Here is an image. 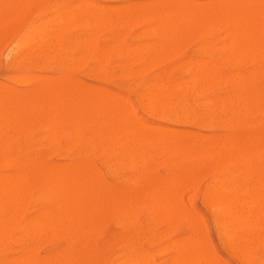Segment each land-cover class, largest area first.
<instances>
[{
  "label": "rangeland",
  "instance_id": "rangeland-1",
  "mask_svg": "<svg viewBox=\"0 0 264 264\" xmlns=\"http://www.w3.org/2000/svg\"><path fill=\"white\" fill-rule=\"evenodd\" d=\"M1 1L2 2H0V10L2 9V11L0 14V101H2V99H3V103H5V104H3V103L2 104L5 106V109H3L4 108L3 105H0V115L3 112V115H1L0 117L1 118L4 116L5 117L2 118L3 120L0 121V125L2 123V125L0 126L1 127L0 132L2 134L1 138H0V146L3 145V148H2L3 150L0 148V159L3 157L4 161L5 160L7 161L9 158L10 159L16 158L19 161H22V164H24L26 167H28V168H26V171L28 173L26 171H25V173H23L24 170L19 165V167L21 168V171H20L17 163H13V164H15V167H14V165L12 163L8 162L9 164L13 165V166L9 165L8 166L9 168H8V167H6L7 163L4 162L5 164L0 163V165H1L0 168L2 167V169H0V178H3L4 175L6 176V178H10L9 177L10 173H11V177H15V176L19 175L24 179L25 183L29 182V184L27 183L29 186H27L28 192L26 190L27 195L22 194L24 196L23 197L24 202H21V204H19L20 201L18 202V199H19V197H21L20 200L23 201L22 196L17 194L16 196H19L17 198V197H15V193H13L14 195L11 196L12 192L8 191V193H7V191L0 190V217H1L0 221L3 223V226H2V223L0 222V225H1L0 229H2V230H0V233L3 231L0 234V261H1L0 264H9V263L13 264L14 262H16L14 264H47V263L48 264H188V263L189 264H200V263L206 264L209 262V260H207V262H206L204 257L206 259L207 258L210 259V257H211V260L213 259L212 261L210 260V264L211 263L212 264H250V263L256 264V261H257V263L260 262L259 264H264V241H263L264 235H262V233L264 232V229H263V227H264V225H263L264 224V216H263L264 212H261V210L264 209V193H263L264 192V179H263V177H264V171H263L264 160L263 159L264 158L262 157L264 155V146H263L264 140H262L263 142L260 141L261 139H263L261 136L264 135V114H263L264 110L260 112V109H261L260 107H262V109H263L264 103L261 104V102H257L258 104H261L262 106H258V104L256 106V102H255L256 99L258 100L257 97H259L260 101H261V97H262V101L264 99V94H263L264 91L262 92V90H260V87L262 89L264 88V70L261 68V71L263 70L261 72L259 69L260 67H262L261 54H260V58H261L260 59L261 61H260L259 57L258 58L254 57L257 52L254 53L255 51H253V50H255L256 45H257V49H258L257 41L259 42V41H261L260 39H262V40L264 39V20H263L264 19V0H225V1L224 0H217V2H216V0H6V2H5V0H1ZM182 1H183V3H182ZM208 1L210 3H213V4H209ZM177 2H178L179 6L177 5ZM220 2H221V4H220ZM224 2H225V4H224ZM229 2H231L230 3L231 6L229 5ZM1 3L4 4V5L2 4L4 9L2 8ZM88 3H90L89 4L90 8L88 6ZM180 3L182 4V6L184 8H185V6L183 4H187L186 6H188L189 4L193 5L194 12L191 10L192 6L189 8V6H190L189 5L188 6L189 9L187 11L181 7ZM192 3H194V4H192ZM232 3H233V5H232ZM207 4H208L209 9H207V11H206ZM213 5H216V6H213ZM45 6H47V7H45ZM49 6H50V8H49ZM99 6H101L103 8V10L105 9V7H107V9L109 7L111 9V10L109 9L110 13H112V14L111 15H110V13L105 14V12L101 9V7L99 8ZM197 6L201 7V10H199L200 8H197ZM164 7L166 9H164ZM174 7H175V9H173ZM222 7L223 8L225 7L226 11L230 8H231V10H228L227 11L228 13L225 14V9L223 10ZM236 7H238V8L240 7V13L236 9ZM47 8H48V10H47ZM169 8H171V9H169ZM232 8H233V11H232ZM249 8L254 10V11H251L252 14H250L251 9H249ZM49 9H51V10L49 11ZM60 9L61 10L64 9V11L63 10L60 11ZM86 9H89V10L85 14ZM112 9L114 10L113 12H112ZM241 9L243 10V13H241L242 12ZM40 10H42V11L44 10V12H42ZM57 10L60 13H57L58 12ZM99 10L103 11V14L100 11V13L98 12L99 15H97L98 13L96 11H99ZM189 10L192 11V14L189 12ZM247 10H248L249 14L246 13ZM17 11H19V12L17 13ZM31 11H32V13H31ZM90 11L92 12V17L89 14ZM107 11H106V13H107ZM196 11H198V13H196L197 16H194ZM230 11H231V14L233 12L232 15L229 14ZM235 11H236V14L239 13V16H240V14L241 15L243 14L244 18L241 16H240L241 18H239L237 16L238 14L237 15L235 14ZM13 12H15V13H13ZM93 12H96L95 13L96 15L93 16ZM182 12H184V13H182ZM208 12H209V14L211 13V15H209ZM4 13L5 14L7 13V14L5 15ZM25 13H26V15H25ZM64 13H65V16L67 15L66 18H68V20L65 19V17L63 18ZM114 13L116 14V18L114 16ZM181 13H182V15H181ZM188 13H190L189 14L190 20L187 16ZM222 13H224L223 14L224 16H227V20L233 16L235 17L234 19H236V17H238V19H237L238 22L235 20V22H237L236 25L239 24V28L238 27L237 28L242 29L243 32H246V40L248 41V45H250V49H251V46L253 47L255 45L254 49H251L252 53L255 55H252V53H250L251 51H249L247 53V50H249V48H248L247 42L245 40V35H244V40H243L244 41L243 42L244 47H243L242 43L240 41V39L242 40L243 36H241V34L239 36V34H238L241 31L238 30V32H236L237 28H236L235 22H234V24L230 23L232 21L231 18H230V21L228 20V22H227V20L224 21V19H226V17H222L223 16ZM245 13L247 14L248 17L252 15L253 21L249 22L252 18L250 19V18L246 17V19H245V15H246ZM35 14L37 16H34ZM38 14H39V16H38ZM81 14H82V16H80ZM213 14H216V17H214L215 15H213ZM46 15H48V16H46ZM54 15H55V17H54ZM86 15H87V17H86ZM109 16H111V18ZM178 16H179L180 22H178ZM183 16H187L188 21H186V19H184ZM207 16L210 18H211V16H213L214 21H211L212 18L208 19ZM218 16H219V18H218ZM260 16L263 19L260 18ZM6 17H8V19ZM27 17L29 18V20L26 19ZM51 17H53L52 18L53 20H51ZM59 17L61 20H59ZM83 17H85V18H83ZM173 17H174V20H173ZM181 17L183 18L182 21H181V19H182ZM201 17H202V19H201ZM56 18H58V20ZM62 18H63V20H62ZM94 18H95V20H94ZM196 18H197V22L194 21V19H196ZM215 18H216V20H215ZM217 18H218V20H217ZM220 18H222V20H220ZM64 19L66 21H64ZM104 19L106 20L105 24H104V21H102ZM115 19H116V21H114ZM200 19H201V22L199 21ZM234 19H233V21H234ZM50 20H51V23H49ZM93 20H94V22H93ZM239 20H243V21H240V23H239ZM40 21L41 22L44 21L43 23H44V26L46 28L38 36L41 41H39V38L36 37V39L32 40V42H31L32 45L30 44L27 47L28 50H26V48L25 49H18V47H17L18 40L20 39V36H22V32L24 31L23 29H25L27 26H30V25L39 24V23H41ZM59 21H61L60 24H59ZM68 21H69V23H68ZM73 21H74V23H73ZM85 21H86V23H85ZM100 21H101V23H100ZM254 21H255V23H254ZM256 21H257V23H256ZM176 22H177V26H176ZM182 22H183V24L185 23L186 25H188L187 28H186V25L181 26ZM245 22L248 24H245ZM46 23H47V25H46ZM62 23H63V25H62ZM65 23H67V26ZM91 23H92V25H91ZM191 23H192V28H191V30H189V26ZM193 23H196V24L194 25ZM241 23H244L245 26L240 27V26H243V24H241ZM250 23H251V25H250ZM261 23H262V25H261ZM85 24H89V25H85ZM166 24H168V25L166 26ZM256 24H257V27L259 26L258 29L256 27ZM18 25H19V29L17 27V30H16L15 27ZM49 26H50V28H49ZM96 26H98L99 29ZM163 26H166V28H163ZM168 26H169V29H168ZM207 26H209V27H207ZM159 27H160V29H159ZM54 28H56L58 32H56V29H54ZM196 28L199 32L194 30ZM243 28H245V30ZM254 28H255V30H257V34L253 31L254 34L252 32H250V35H249V32L247 30H252ZM97 29H98V31L96 32ZM157 29L160 30V33H158L159 31ZM177 29H178V31H177ZM180 29H182L181 34L179 32ZM13 30H15V35L13 34V32H14ZM51 30L53 32H55L54 35H52L53 33ZM171 30H173V31H171ZM233 30H235V32H236V39L239 40V42L241 43V47H242L241 49L242 50L241 49L239 50L240 53H242L241 51H243L246 47V51L244 50L245 53L242 55L237 54L239 56L235 55V53H238L237 52L238 50L236 52H235V50H236V46H238L239 43L237 42L238 45L237 44L235 45L236 39H235V37L234 38L232 37V35L234 34ZM259 30L261 31L260 35H258ZM47 31H49L48 35H47ZM176 31H177V34H176ZM260 31H259V33H260ZM161 32H162V34H161ZM183 32L185 34L184 35L185 37L181 36V35H183ZM243 32H242V35H243ZM168 33H169V36H168ZM178 33L180 34V37L178 36ZM89 34L91 35V37L88 38ZM94 34H95V36H94ZM165 34H166L167 38L171 37L170 35H172V37L166 41V44L168 42L169 45L165 44V40H166ZM255 34H256V37H254ZM247 35L249 36V40L247 38ZM48 36L49 37L51 36L52 41L55 40L54 43L52 41H50V38L48 40ZM84 36H85V38H84ZM234 36H235V34H234ZM252 36L254 37V39H257L256 42L253 40ZM257 36L258 37L260 36V39L257 38ZM261 36H263V38ZM116 37H117V39L119 38L117 40V42H119V44L118 43L116 44V42H115ZM177 37H179L180 40H178ZM17 38H18V40H17ZM83 38L84 39L88 38L87 40H89L90 43L88 42V44H87V40H86V42H84L85 40L82 41ZM234 39H235V43H234L235 47H234V45L232 47L231 44L233 43L232 40H234ZM251 39H252V44L254 43V45L251 44ZM59 40H60V42H59ZM79 40L81 41V43ZM93 40H94V42H93ZM113 40H114V45H112ZM48 41H50V42H48ZM163 41H164V43H163ZM171 41H173V43ZM37 42H38V44H37ZM44 42H45V44L48 42V44L43 45V48H42V46H40V45L44 44ZM51 42L53 43V46H51V45L49 46V44ZM73 42H75V43H73ZM229 42H230V45H229ZM245 42H246V46H245ZM262 42H264V41H262ZM262 42H261V46L260 45L259 46L264 51V48H263L264 44ZM83 44H85V45H83ZM156 44H157V46L158 45L159 46L156 47ZM160 44H161V46H160ZM162 44L165 47H163ZM110 45H112V47L114 46L113 49L110 48ZM46 46L49 48L46 49ZM55 46H56V48H55ZM88 46L91 47L90 51H89ZM104 46H105V48H104ZM39 47H40V49H39ZM84 47L87 50V52L84 49ZM159 47L160 48L162 47V48L160 49ZM50 48H51V50H50ZM53 48H54V50H52ZM64 48L66 51H63ZM153 48L155 49V51ZM157 48H159L160 52L158 51ZM228 48H229V51H227ZM231 48H232V50L230 53ZM233 48L235 50H233ZM237 48L239 49L240 47H237ZM261 48H259V49L261 50ZM100 49L101 50L103 49L104 54L107 55L105 59L103 56V50L101 51ZM84 50H85V53L87 54L85 58H84L85 53H83ZM163 50H164V52H163ZM22 51L24 54L22 53ZM25 51L27 52L26 54H25ZM50 51H53V52H50ZM69 51H71V56H70ZM96 51H98V53L101 52V54H98ZM156 51L158 54L156 53ZM33 52H34V56L32 54ZM105 52H108V53H105ZM52 53H53V56L51 55ZM88 53H89V56H88ZM21 54H23V56ZM38 54H39V56H38ZM96 54L99 56L97 57ZM231 54H233V56ZM19 55H21V56H19ZM46 56H47L48 61H46L47 60ZM100 56L101 57L103 56L102 58H100V62L102 64L99 62ZM16 57L19 59H22V60L18 61V60H16ZM70 58L73 62L70 61ZM96 58H97V60H96ZM103 60H104L105 64L103 63ZM62 61H64L63 64H62ZM38 62H39V64H38ZM77 62H78V65H77ZM41 63H43V64H41ZM67 63L69 65L66 66ZM3 64H4V66H3ZM72 68L74 70H72ZM263 68H264V66H263ZM56 69H57V71H56ZM256 70H258V74H257ZM49 73H50V75H47ZM205 73L207 74V76L205 77L206 79H205V81H201V79L204 80ZM253 73H255V74H253ZM125 74H126V76H125ZM200 74H201V76H200ZM211 74H213V75H211ZM230 74L233 75V77H232L233 81L236 78L238 80V81L236 80L237 82H234L233 85L231 82L232 80L231 79L229 80V78L231 76ZM43 75H44V77H43ZM66 75H68V76H66ZM208 75H210V76H208ZM234 75L236 76V78L234 77ZM239 75H240V77H241V75H243L241 77V81H243L244 83L246 81L247 82L249 81L247 76L249 77V75H250V81L247 83V87H246V84H244L242 82L240 83V78L238 79ZM13 76H15L14 80L12 78ZM26 76H28L27 79H26ZM104 76H106L107 79L109 78L108 81H107V79H103ZM218 76H219V78H218ZM228 76H229V78H228ZM245 76H246V78H245ZM33 77H36V78L33 80ZM207 77H209V78H207ZM243 77H244V79H243ZM67 78L69 80H67ZM217 78H218V80H217ZM30 79H31V83L28 82L26 84L27 80L29 81ZM156 79H157V81L159 79V81L157 82ZM245 79H246V81H245ZM22 80H23V82H22ZM17 82H18V84H17ZM44 82H45V84H44ZM148 82H150V83H148ZM155 82H157V83H155ZM216 82H218V83H216ZM42 83H43V85H42ZM152 83H155L154 88H158L160 85L163 84V86H162L163 90L161 91L160 88L157 90L152 89V86H153ZM40 84H41L42 88L40 87ZM236 84L240 85V87H239V85H238V87H239V89L241 88L242 91L241 90L239 91ZM242 84H243V87H242ZM144 85H145L146 90H145V88L142 89V86H144ZM149 85H151V86H149ZM248 85H249V88H248ZM146 86L149 87V91L147 90ZM253 86L257 87V90H256V88H254V90H253L252 89ZM33 87H34V89H33ZM36 87H37V89H36ZM49 87H50V89H49ZM168 87H169L170 91L168 90ZM174 87H177L178 91H180V92L183 91V95L179 94L176 88L174 91L173 90ZM178 87H181L180 88L181 90H179ZM250 87H251V89H250ZM1 88L3 90H1ZM65 88H66V90L68 88L71 90L70 91L67 90V92L65 94V92H64ZM76 88H77V90L79 89V92L81 93V95L78 93L80 95V98L77 94V98L80 100L79 101L80 103H81L82 96L83 95L86 96L85 93H87V95H88V93L90 94L92 92L93 98H92V96H90V97L86 96V97L91 98V102H93V99H94V102H93L94 104L99 103V101H97V100L100 98H103V100L100 99V101H102L103 105L105 107H107V108H105L103 106L107 110V111H105L106 117L104 115L105 112H103L104 114L101 113L102 111H104L103 107H102L103 110L101 112H99L98 114L102 115L104 117L101 118V116H98V114H97L98 117H96V113H97L96 111L98 109H99L98 111H100L101 108L98 107V109L95 110V108H96V104H95L94 109H93V107H91L92 108L91 110L93 112V118H94V121L96 120L95 121L96 123L94 121H91V120L89 121V119L92 118V117H90V115H92V113L90 111H88L89 109L86 110L89 114V116L87 117V120H86L85 117L87 115H85V114H87V112H85V109L93 103H91L89 106L85 105V104H87L86 100H85L87 98L84 99V97H83L84 100L83 99L82 100L85 102L81 103L82 104L81 107L82 106H87V107L81 108L80 103H79V105L74 104V102L76 103L78 101V99H76V97H75L76 100H74V97H72V96H74V93L77 91ZM165 88L167 89L168 92H166ZM231 88H233L234 92H236L235 94L237 95L238 100H237V97L235 96V94L234 95L231 94V92L233 93V90L231 91ZM235 88L240 92V94L242 93V95H240L238 93V91H235L236 90ZM51 89L53 90V92L55 91L54 94L52 92H50ZM61 89H62L63 94L61 92ZM72 89H74V93H73ZM151 89H152V92H154L155 94L159 93V95H160V93H162L161 94L162 97L160 98L159 95H158V97L160 99L163 98L162 101L164 100L163 104H165V105L161 104L162 102L160 103L161 100L158 98L159 100H157V101H159V102L155 101L156 103L154 102V104L152 102L153 106L151 107V105H150L151 103H149L150 101H147L148 98H146V96L148 97V95L146 93H148V94L151 93ZM255 90L257 91V95L254 96V95H252V93L256 94ZM258 90H259V92H258ZM31 91L32 92L34 91V92L31 93ZM38 91H39V95H38ZM107 91H109V92L107 93ZM243 91H244V94L246 92L247 96H248L247 93H249L251 95H249V97L244 95L245 99L244 98L242 99L240 96H243ZM251 91H252V93H251ZM260 91H261V96H260ZM14 92L16 95L13 94ZM21 92H22V94H21ZM56 92H57V95H56L57 99H54ZM68 92H71L72 94L70 96H68L67 95ZM100 92H103V94L105 93L104 96H106V97H104L103 94ZM141 92H143V93H141ZM7 93L9 95L8 98H7ZM23 93L24 94L27 93L26 98H24L25 96L23 95ZM47 93H49V94L47 95ZM95 93H97V95L99 94L97 99L95 98ZM109 93H110V96H109ZM177 93H178V95H177ZM3 94L6 95V97L3 96ZM12 94H13V96H12ZM19 94H20V96H19ZM50 94H53V96ZM64 94H65V96H64ZM141 94H142V96H141ZM44 95H45V97H44ZM97 95H96V97H97ZM107 95H108L110 102L112 104L109 102ZM115 95H116V97H115ZM175 95H176V98H175ZM10 96L12 97V101H11V99L9 100V98H11ZM49 96H50V99L48 98ZM63 96H64V98L61 99V97H63ZM66 96H68V97H66ZM99 96H100V98H99ZM168 96H169V98H168ZM2 97H4L5 99H8L7 103H6V101H4V98H2ZM35 97H37V99H35ZM65 97H66V99H65ZM14 98L15 99L17 98V99L15 100ZM29 98H30V100H29ZM31 98H32V100L34 98V100H33V102H35L34 107L39 105V106H37L39 109H37V107L36 108L33 107V105H32L33 102L31 103ZM38 98H40L39 99L40 102H38ZM70 98H72L71 99L72 101L69 100ZM104 98L105 99L107 98V100L109 102L108 103L106 100V103L108 104V105L106 104L107 106L104 104V100H105ZM141 98H143V99L141 100ZM174 98H175V101H173ZM233 98H235V99H233ZM13 99L15 101H13ZM22 99L25 100V102L29 101L30 103L26 102L27 103V105H26L25 102L23 103ZM52 99H54V101H52L53 103L51 102L52 106L55 104L53 107L50 106L51 105L50 101ZM95 99H96V101H95ZM176 99H178V103L180 102L181 106L178 103H177L178 105L175 103L172 104V102H177ZM19 100H20L21 104L19 102H17ZM59 100H61V101H59ZM245 100L249 102L248 104H251L250 103L251 101L253 103H255V104H253L254 107L251 104V106H249L247 108L246 105L248 106V104L243 103ZM63 101H64V103H63ZM69 101L71 102V104H69L70 106L68 105L69 107H72V104H74L75 106H78L80 109H83V111H81V113L80 112L77 113L76 110H79V109H75L77 107H74V106H73V108L68 110L67 104L69 103ZM88 101H89V99H88ZM58 102H60L59 105H58ZM146 102H147V104H146ZM9 103H10V105H9ZM7 104H8V106H7ZM13 104H15V105H13ZM77 104H78V102H77ZM100 104H101V102H100ZM117 104H118V106H117ZM119 104H121V105H119ZM142 104H144V105H142ZM148 104H149V109H148V107H146ZM156 104H158L157 112L155 109ZM17 105H18V107H21L22 109L18 108ZM24 105H25V107H28V109L31 108L30 109L31 111L28 110L27 108H25L26 109V111H25ZM44 105H45V108L43 107ZM184 105H187V106H184ZM6 106L8 109H6ZM12 106L13 107L15 106L14 109ZM40 106H42V108H44L45 110L47 109V111H44V109L42 110V108H40ZM57 106H58L59 110L56 109ZM174 106L175 107L177 106L178 108H180L183 113L181 112L180 109H178L179 110L178 111ZM11 107H12V109L9 110ZM16 108H17V110H15ZM156 108H157V105H156ZM251 108H253V109L255 108V110H257V111H255V110L252 111ZM257 108H259V110ZM51 109H54V110H51ZM116 109H117L116 113L121 112L120 113V115H122L121 118L119 115L116 116V114L114 116L111 115V117L113 116L115 120L117 118H119L121 125L118 126V124H115L119 121L116 120V122H115L114 119L110 117L114 121V122H112V120H111L112 123L110 124V126H112L114 123V125L112 126L114 128L113 129L108 124V123H110V121H108V118H107L108 115L107 114H108V112H112V111H113V113H115L114 110H116ZM151 109L153 111H151ZM168 109H170L171 112ZM37 110L40 112H38ZM71 110H72V112H70ZM184 110H186L187 113ZM189 110H190V112H189ZM52 111L55 114H52ZM55 111L59 112V113H57V115H56ZM67 111H69V113H73V111H75V113H77L78 115L77 114L75 115V113L70 115ZM177 111H178V113H177ZM29 112H31V113H29ZM46 112H48V114H46ZM159 112L161 113V115ZM67 113H68V115H66ZM168 113H171V115ZM184 113H186V114H184ZM241 113H243V114H241ZM31 114H32V116H31ZM40 114H41V118H39ZM83 114L85 116H83ZM133 114H134V116H132ZM52 115H53V117H51ZM54 115H56L57 117L54 118L55 117ZM58 115L62 116V120H60V122H58L59 121L58 119L61 116L59 117ZM8 116L10 117V119L12 118L13 122L15 121L16 124L12 123V120L8 119L9 118ZM14 116H15V120H14ZM18 116H19V119H17ZM70 116H72V118ZM81 116H83V118H85L86 122L88 121L89 124L88 123L84 124V126L85 125H86L85 127L88 126L87 129L91 130L90 131L91 133L89 132L88 137L89 138L92 137L93 140H92V138L90 140L89 138L86 137L88 135V132H87V130H83V129H85L84 126H83V129L81 128V130L84 132L81 134H83V136L86 135L83 137L84 140L80 134L78 136L77 133L73 132L74 131L73 126H75L77 119L80 118ZM159 116H160V118H158ZM6 117H8V118H6ZM21 117H22V119H21ZM32 117H36V118H34V120H33ZM50 117L52 119L54 118L53 121H52V119L50 120ZM24 118H26L28 120H26ZM30 118L32 119V121ZM47 118H48V120H47ZM63 118H64V120H63ZM67 118L72 119V120L69 119L71 121V123H68L69 120ZM93 118H92V120H93ZM98 118H100L101 120H99ZM20 119H21V121H20ZM106 119L108 122L106 127L107 128L109 127L108 129L105 127L106 122H103ZM121 119L123 122H121ZM6 120L9 121L8 125H7L8 121H6ZM16 120H18V121H16ZM24 120H26V121H24ZM49 120H50V122H49ZM55 120L57 122H55ZM133 120L135 121V126L137 125V127L140 123L141 124L144 123L142 126L144 129H145L144 125H149L151 127H150V129H148L147 127H149V126H146L147 129L144 130L143 128L141 129L140 128L141 126L139 125V127H138L139 129H138L134 125L133 126L131 125L134 123ZM19 121L21 122V124ZM28 121H31L30 126H29ZM44 121H46V124H47V121L50 124L55 123V125H58L57 127H59V128L57 129V131H54L53 132L54 134H53L52 129L56 126L54 125V127L52 126L53 128H51V125L50 124H49L50 126L46 125ZM82 121H84V119ZM138 121H140V122H138ZM168 121H170V122H168ZM40 122H41V124H40ZM43 122L45 124L44 126L42 125ZM66 122H67V124H66ZM92 122L94 123L93 124L94 126H92V125L91 126H92V128L94 127L93 128L94 130H95V127L97 126L96 127L97 131L95 130L96 133L100 130L99 132L102 131L104 134L107 132V130H109L111 128L108 131L109 132L108 134L116 132L117 129H119V131L121 130L122 132H124L126 130L127 133L130 134V132H128V129H130L131 126H132L131 130L133 129L132 132L135 131L134 133H136L137 132L136 130H139V132H141V131L142 132L141 133L137 132L138 133V134L136 133L137 136L130 134L133 138L132 142L129 139L131 137L130 135H128V134L124 135L126 133V131L123 134V136H121L122 132H120L121 135L119 134V132L113 133V135L110 134L109 136L107 133H106V136H105V134L102 136V132L101 133L98 132L99 134L97 133L96 135H94L95 131L92 130L91 126L89 128V125ZM25 123H27V124H25ZM61 123L66 124V126L61 124ZM256 123L258 125H256V127H255ZM22 124L24 126H27L30 129H27V127H24V126H20ZM5 125L8 127L4 128ZM61 125H62V128L64 126L65 129L64 128L62 129ZM103 125H104V127H103ZM127 125H129L130 127ZM153 126L154 127L160 126V128H158V129L156 128V130H153L154 129ZM248 126H250V128H248ZM9 127H13V128H10V131H12V133H10ZM122 127L123 128L125 127V129H120ZM133 127H135V128H133ZM164 127L167 128L166 131H168V129L175 130L177 132V134L179 135L180 139L184 140V138H185L186 142H185V146H183V148L186 147V143L188 142V139L186 140V138H189L190 136L192 137V135H193L194 137L196 136L198 139L204 138V141H206L205 139H207V143L209 144V148L211 146V142L215 141V143H218V147H219L218 149L219 150H221L220 147H224L228 151L229 150H231V151L233 150V151L232 152L230 151V153L228 152V154H226V155L224 154L223 156H222V153H223L222 152L221 156L219 157L218 152H217L218 149L213 150L216 148L215 147L216 144L214 146L213 143L211 146L212 149H210V150H213L212 153L210 151L208 153V148H207V151H205V150H201V151L199 150L198 151V149H199L198 146L201 142L197 143L199 140L196 139V137H195L192 139H196V140H192V139H191L192 141L189 140V141H191L190 143H194L195 145L197 143L195 148L196 149L198 148V149L196 150V152L194 154L191 153V152L195 151L193 149L194 148L193 144H191V145L188 144V148L183 149L182 146L180 147V143L178 145H176V147H175V145H172V147L174 146L173 148H171V145H170L169 148L171 149V152L168 153L167 151H165L166 149H168V151H169V148H166L167 147L166 143L170 141L169 139L171 136L169 137L168 135L172 134V132H173L171 139L174 140L173 135H175L176 132L172 131V132H170V134L168 132V135H167L164 132V130L166 129V128L164 129ZM253 127L255 129H253ZM3 128L5 129V135L3 134L4 133V130H2ZM18 128H20L22 131L26 130V132L24 131L25 132L24 133L21 131V133H20V129H18ZM101 128H103V129L105 128L104 131ZM112 129L114 131H112ZM16 130H17V132H16ZM53 130H56V128ZM158 130H159V133H157ZM252 130L255 132L256 137H257V139L254 140L255 141L254 143L252 140L253 137L249 136L250 133L252 134V136L254 135ZM110 131H112V132H110ZM154 131L157 134H155ZM55 132L59 135L55 134ZM61 132H63V133L61 134ZM238 132H239V134H238ZM15 133H18V134H15ZM48 133L51 134L53 137L49 136ZM163 133L167 135V136L165 135V138L169 137V139H168L169 141L167 140V142H165V138H164L163 141L161 140V143L159 142V144H158V142H157L158 146L161 145L162 143L164 145H166V147L164 145H162L163 147L161 146L162 147L161 150H159L160 148H158L159 151L157 153V151H155L157 149L154 148V146H151L150 142H151V144H153L152 143L153 140L157 141L156 137L160 136ZM74 134H76V135H74ZM91 134L95 137V139ZM139 134H140V136L141 135L147 136L149 134V136H148L149 138H151V136L153 135L154 139H152V141L148 140V142H146V144H147L146 145L143 138L147 139L148 137L142 138V136L141 137L138 136ZM234 134L236 135V137L238 135V137L240 139H238V137L236 139V137H234L235 136ZM243 134H244V136H243ZM13 135H15L14 136L15 139H14V137H12ZM98 135H100L101 138L103 137L102 138L103 141L100 139V137H99L100 140L98 139L100 142L99 144H101V145L96 143ZM116 135H117V137H121V138L114 137ZM178 135H175L174 137H177ZM232 135H234V136H232ZM56 136L58 137L57 139H56ZM104 136L106 138L107 137H109V138L106 139ZM2 137L4 139H2ZM6 137L9 140H7ZM70 137H71V139H70ZM111 137H113V138H111ZM138 137L142 138V141L140 139H138ZM244 137H246V138H244ZM247 137L248 138L251 137L250 138L251 141L249 139L248 140L250 141V145L252 146V147H250L248 145L249 141H247L248 146L246 144L245 145L247 146L248 149L246 148L245 145L241 146V145H243V141L245 142ZM260 137H261V139H260ZM79 138H82V140ZM85 138H87V139L85 140ZM114 138H117V140H114ZM122 138H123V140H122ZM54 139H56V140H54ZM109 139H110V142L111 143L113 142L114 144H111L109 142ZM217 139L220 143L217 142ZM1 140H2V142H1ZM53 140L55 142H52ZM71 140H73V141H71ZM118 140L120 142H118ZM67 141L68 142L71 141L70 142L71 144L70 143L68 144ZM82 141H83V143H82ZM84 141L87 143H85ZM104 141H106L105 144L103 143ZM124 141H126L127 143L131 142L132 146H131V143L127 144ZM158 141H160V140H158ZM176 141L174 140L173 142H175L177 144L179 142V140H178V142H176ZM201 141H202V145H203L204 144L203 139ZM90 142H92V143H90ZM139 142L140 143L142 142V144L144 142V144L140 145ZM241 142H242V144H241ZM259 142H260V146L258 144ZM115 143H118V144L115 146ZM154 143H156V142H154ZM207 143L205 142V145ZM252 143H253V145H252ZM10 144L12 146L13 145L14 146L12 147ZM94 144L96 146H94ZM97 144L99 146H101V149ZM109 144H110V146L114 145L113 146L114 151L112 150V147H111V150L113 152V153H110V155L112 154L111 156L109 155V152H111ZM136 144L138 145V147ZM181 144H184L182 142V140H181ZM219 144H220V146H219ZM71 145H72V147H71ZM74 145H75V147H74ZM79 145L82 146V149H79V148H81V146H79ZM89 145L92 146L93 149L92 148L90 149V147H87ZM102 145L104 147H102ZM105 145H108V147H109L108 150H107L108 147H106ZM128 145H130L133 148V151H135L134 153H133L131 147L127 148ZM154 145L157 146L156 144H154ZM189 145L191 147H189ZM202 145L200 146V148L202 147ZM65 146L66 147L68 146L69 148L67 147L68 149H66ZM77 146H78V148H76ZM85 146H86V148H84ZM140 146H142V147H140ZM261 146H262V148H261ZM206 147L204 149H206ZM249 147H250V149H249ZM94 148H95V150L97 149L96 150L97 154L95 152L96 156L93 155L94 152L92 153V155L90 153V151H94ZM98 148L100 149V151H102L101 152L102 155H100L97 158V156L100 154ZM179 148H181L180 150L183 154L180 153ZM189 148H190V152H188ZM191 148L193 149V151L191 150ZM224 148H222V149L224 150ZM83 149H86V152H85V150L83 151ZM115 149H116V151H115ZM118 149L120 152L118 151ZM120 149H122V151L124 150L123 151L124 155H122L123 153H121ZM129 149H131V150H129ZM142 149L144 150L143 152L145 154L150 152L149 154H147L148 156H146L141 151ZM152 149H153V151H152ZM162 149H164V150H162ZM202 149H203V147H202ZM15 150H17V151H15ZM105 150H107V151H105ZM223 150H221V151H223ZM79 151H80V155H82V152H84L83 155L87 154V158H85L86 155L84 158H83V155H82V157H80L78 155ZM104 151L107 153H105ZM117 151L119 152V154L117 153ZM145 151H147V152H145ZM203 151H204V153H203ZM125 152H128L127 153L128 155ZM233 152H234V154H233ZM7 153H8V155H7ZM88 153H90V155H88ZM135 153L138 154V156ZM216 153H217L218 157H217ZM225 153H226V151H225ZM76 154L78 157L76 156ZM150 154L151 155L154 154L153 155L154 157L151 156ZM188 154L191 156H189ZM212 154L214 156L216 155L215 157L220 158L219 160L217 159V162L219 161L220 164L216 165L217 164V163H215L216 158H214V156H212ZM107 155H109L110 159L108 157H106ZM139 155H140V157H142V156L143 157L140 158ZM238 155L241 158V159L238 158L239 161H237V157H236ZM116 156H117V158L115 159ZM124 156L126 159L125 158L123 159ZM126 156L127 157L129 156L131 158H127ZM183 156L185 158H183ZM194 156L195 157L198 156V160ZM113 157H114V159L111 160V158H113ZM137 157H138V159L136 160ZM151 157H153V159H151ZM162 157H164V158H162ZM192 157H194V158H192ZM221 157H223V159ZM227 157H229V158H227ZM143 158H144V160H143ZM108 159H109L110 163L106 162V161H108ZM127 159L129 160V162ZM147 159H149V160H147ZM199 159L201 160V162ZM75 160H76V162H75ZM78 160L81 163H79ZM86 160H88V162ZM2 161L3 160H1V162ZM77 161H78V164H77ZM131 161H132V163H131ZM135 161H137V162H135ZM251 161H253V162H251ZM36 162H37V164H36ZM84 162L85 163L87 162L86 166H85ZM104 162H105V165H104ZM133 162H134V164H133ZM73 163H75V164L73 165ZM138 163H141V165H139ZM233 163L237 164V165H234ZM41 164H43V166ZM64 164H66V165H64ZM81 164H82V166H81ZM89 164L93 168H91L89 166ZM4 165H5V167H3ZM34 165H35V168H34ZM53 165L55 167H53ZM60 165H61V167H58ZM67 165H69L68 167H70V168H72L75 165L76 166L79 165V168H82L81 170H85V174L83 175V181H86L85 184L88 188V190H87L88 192H86V194H85V197H86L85 204L82 205V207L81 206L76 207L77 211L79 208L81 214H83V215L81 216V214L76 212V210L73 208L70 211L75 210L74 212L78 213L79 215L75 213L76 214L75 217H73L71 220L65 218L68 221H62V215H59L60 212L62 211L61 210L62 207H60L61 202H59L60 198L59 197L57 198V196H55V197L53 196L50 198L51 202L47 204L42 200L40 201L39 197L43 191L42 187L46 183L45 181H48V179L51 177L50 171L51 170H57L58 168H62V167H67ZM32 166L34 169H32ZM113 166H115L114 168L116 171L113 170V168H111ZM216 166H217V168H216ZM50 167L52 169H50ZM86 167H89V169H91V170L89 171L88 168H86ZM116 167L118 169H116ZM248 167H250V168H248ZM261 167H262V169H261ZM44 168L47 169L46 173H45L46 170ZM55 168H57V169H55ZM84 168H86L87 172H90V173H87L86 169H84ZM140 168H141V170H140ZM228 168H229V170H228ZM38 169H39V171H38ZM92 169L96 172H93ZM18 170L21 172V174ZM111 170H113V172ZM222 170H223V172H222ZM224 170L225 171L227 170V171L225 172ZM230 170L233 172L235 171V172L233 173ZM110 171H111V174H110ZM244 171H245V173H244ZM108 172L110 175L108 174ZM238 172H240V174ZM7 173H9V175ZM38 173L39 174L42 173L41 174L42 176L39 175ZM86 173L88 176H85ZM141 173L142 174L144 173V174L142 175ZM178 173H179V177H181L180 180H179V178L176 177V175L178 176ZM231 173L235 174V175H233L234 177L231 175ZM250 173H252L254 175H252ZM261 173L263 174V176ZM90 174H92V176ZM93 174H94V176H93ZM29 175L31 176V178ZM116 175H118L119 177ZM224 175H225V177L223 178ZM229 175L231 176V179H229L230 178ZM245 175L248 179H246V181L244 180V182H242L243 180H241L242 178H240V176L241 177L244 176L243 179H245ZM251 175H252V177H251ZM259 175L262 177L263 181H261L262 179H260ZM5 176L3 179H6ZM89 176H90V178H88ZM218 176H219V178L221 177V179H219ZM28 177H29V179H28ZM84 177H86V178L84 179ZM172 177H173V180H172ZM134 178H136V179H134ZM175 178H177L178 181L175 180ZM250 178H253V179L259 178V179L254 180V182H255L254 183L253 180H251ZM37 179H38V181H36ZM215 179H218L219 182ZM225 179H227V180L233 179V180L229 182V181H226ZM94 180L96 182H94ZM129 180H130V183H128ZM131 180H132V182H134L133 184L131 183ZM247 180H251V181H247ZM157 181H158V185H157ZM174 181H175V183H174ZM237 181H238V183H237ZM257 181L261 182V183L259 184ZM43 182H45V183H43ZM124 182H127V184L126 183L124 184ZM143 182H145V184ZM177 182H179V183L177 184ZM231 182H234L233 186L236 187V188L233 187L234 189H232V191L230 189H228V186H230V188L232 187L231 186L232 184H230ZM250 182L254 183V185L259 184V185L255 186L256 190L254 189V185H252V183L250 184ZM208 183H209V185H208ZM240 183H241V186L243 188L241 186H238V185H240ZM95 184H96V186H95ZM163 184H164V186H163ZM245 184H247L248 189L246 188ZM145 185H147L148 187ZM155 185H157V186L162 185V186H161V188H158L157 186L152 187ZM169 185H170V187H174L175 190L178 189L175 191L174 189L171 188V191H172V193H174V192L179 193V198L181 200V203L184 206V209H183V206L181 207L182 210H181V208L180 209L176 208V207H180V206H176V207H174V209H173L174 212H173V210H171L173 208V206H171V205L173 203H176V202L178 203L180 200L178 199V201L176 200L175 202H173L172 200H174V199H172V200L167 199L168 201L170 200L172 203L171 205H169L170 203L168 201H166V202L164 201L166 199L161 198L162 197L161 194H163V197H164V194L165 195L167 194L166 196H169L168 191L166 193V190L163 189V188H165V186L167 189L168 188L167 186H169ZM176 185H178V186H176ZM212 185L213 186H221L225 191V192L223 191V194H224L223 196L229 195V197L231 198V195H232L231 193H234L233 196L235 195V197L236 196L237 197L235 199V197L232 196V199L235 202V203H233V205H234L233 209L235 211L237 210L236 212L245 213V214L249 215L250 218L252 219V220H250V222L248 224V228L241 230L238 233V234H240L239 235L240 239H237L236 243L239 246V251L232 249L230 243H228L227 241H224L221 238L220 230H219L217 223H216V220L214 218L212 208L209 207V205L206 201V195L209 194L210 191L212 190L211 189ZM104 186H105V188H104ZM140 186H144V187H140ZM89 187H90V189H89ZM145 187H147V189ZM150 187H152V190L155 193L151 190ZM226 187H227V189H225ZM256 187L259 189H257ZM100 188H101V190H100ZM237 188H241V189H237ZM250 188H252L253 190ZM38 189H39V191H38ZM91 189H93L95 192H93V190H91ZM135 189H138V190H135ZM155 189H156V191H155ZM157 189H161V190L163 189V191H165L164 193H162L163 191H161V193H160L161 197L159 196V194H158L159 191H157ZM168 189L170 191V188H168ZM249 189H250V192L252 191V194L248 191ZM97 190L99 192H97ZM144 190H147L148 193H147V191H144ZM229 190L231 191V193ZM262 190H263V192H262ZM36 191H37V193H36ZM137 191H139L138 192L139 195H138ZM228 191L231 195L228 193ZM235 191H238V192H235ZM239 191L240 192L244 191V192L239 194L240 193ZM245 191L247 192V194ZM253 191H254V193L255 192H258V193H255L256 195H253ZM144 192L146 193V195L144 194ZM248 192L250 194H248ZM259 192H261L263 195ZM9 193H11V194L9 195ZM38 193H39V196H38ZM91 193L94 196H92ZM99 193L100 194L102 193L103 195L102 194L100 195ZM130 193H132V194H130ZM149 193H150V197L152 198V199H149L150 200V204H149L150 207H151V203H152L153 207L157 208L159 203L156 204L157 206L156 205L154 206V204L156 202H159L158 199L160 198V202L163 199V201H162L163 203L161 202L162 204H164V202H165V204L167 203L168 209H166V210L169 212H167L166 210L164 211L165 214L162 211L158 212L160 207H158V210L155 209V211H154V209L152 210L153 207L151 209H148V211H147V208H145V207H149V206L147 205V201H145V200H148V198H150ZM147 194H148V196H147ZM155 194H156V196H155ZM259 194H261L262 196ZM33 195H34V201L35 202L32 200ZM107 195H109V196H107ZM122 195H124V196H122ZM136 195L138 196V198ZM176 195H177V193H174V196H176ZM238 195H239V197H238ZM250 195H251L252 201H251ZM5 196H8V197H6L7 200L10 198L9 201L12 200L13 197L14 198L12 201L9 202L6 200ZM96 196H98L97 197L98 200H99V196H101L99 202H98ZM133 196H135V197H133ZM166 196L164 198H166ZM221 196H222V193H219L216 195V197H218V198H220ZM247 196H248V198H247ZM252 196L261 197L262 200L260 198H258V199L262 203L259 204L260 201L257 199V197L254 199V197H252ZM119 197H120V199H119ZM144 197H146L147 199ZM2 198H3V200H2ZM35 198H36V200H35ZM89 198H90V200H89ZM127 198H129V199H127ZM130 198L133 201L130 200ZM153 198L156 199V202H154V203H153V201H155V199H153ZM170 198H172L171 195H170ZM240 198L244 199V200L241 201ZM245 198L248 199V201ZM140 199H141V201H140ZM5 200L8 203L4 202ZM16 200H17V203H16ZM104 200L105 201L107 200L106 203ZM245 200L247 201V204H248L247 206H244V202L246 203ZM255 200H257L258 202ZM13 201H14V203H13ZM95 201H96V205H95ZM33 202L35 203V205ZM87 202H88V204H86ZM124 202H125V204H124ZM145 202H146L145 205H147V206L144 207L143 204ZM9 203L11 205H9ZM117 203H119V204H117ZM139 203H141L142 205H139ZM252 203L256 204L258 207L256 205H253ZM1 204H2V206H1ZM14 204H15V206H14ZM16 204L18 205L17 206L18 209L15 208ZM36 204L38 207L36 206ZM39 204H40V206L42 205L41 208H40ZM97 204H98V206H97ZM101 204H104L105 206L104 205L102 206ZM176 204H173V205H176ZM189 204H190L192 210H190L191 212L188 213L185 210H188L190 208ZM89 205H90V207H89ZM91 205H92V207H91ZM99 205H101V206H99ZM108 205H109V207L106 208V206H108ZM169 206H171V209H170L171 212L169 210V208H170ZM253 206H256V208L255 207L253 208ZM259 206L262 208L260 209ZM11 207H12V209H11ZM50 207H52V208H50ZM103 207H104V209H103ZM119 207H120V209H119ZM251 207L255 211H251V210H253ZM8 208H10L11 210H9ZM52 209H54L56 213H59V214H57L58 219L56 218L57 217L55 215L56 213ZM84 209H86V211ZM125 209H127V210H125ZM177 209H178V211H175ZM13 210H15L14 211L15 213L13 212ZM42 210H44V211H42ZM47 210H49V211H47ZM63 210H64V208H63ZM97 210L100 211V214ZM258 210H260V211H258ZM17 211H19V212H17ZM41 211H42V213H41ZM45 211H47V213ZM64 211H69V209L64 210ZM95 211H97V212H95ZM156 211L158 212V214L161 213V214L165 215L166 219L161 218V217H163V215H161V214H160L161 220L159 218L157 219V217H159L160 215L158 216V214H156L157 213ZM183 211L187 212V213H184ZM193 211H195V212H193ZM12 212H13V214H12ZM102 212H103V214H102ZM106 212L110 213V215H108ZM124 212H126V213H124ZM192 212L196 213V214L192 215L191 214ZM251 212H254V213L251 214ZM260 212L262 213V215ZM256 213H257V216H256ZM8 214L9 215L12 214L13 216L10 215V217H9V216H7ZM47 214H50L52 216L51 218H53L52 220H54V222H56L55 221V219H56L57 222L54 223L51 219H48V221H47L45 219ZM53 214H54V216H53ZM61 214H63V213H61ZM88 214L90 216H88ZM153 214H155L157 217L155 218ZM178 214H180V215H178ZM100 215L101 216L103 215L102 217H104V219L102 217H100ZM176 215L178 216V218H176L177 217ZM195 215H196V217H195ZM98 216H99V218H98ZM169 216H170V218L172 216V219H170ZM179 216H181V217H179ZM254 216L256 218H254ZM5 217L7 219L10 218V220L5 219ZM11 217L15 218V219H11ZM186 217H188V220ZM190 217H192L193 219ZM29 218H31V219H29ZM75 218L76 219L78 218V219L75 220ZM83 218H85V219L83 220ZM28 219H29V221H28ZM34 219H36V220H34ZM80 219H81V223H80ZM162 219H164V220H162ZM198 219H200L199 221L201 223L198 222ZM44 220H46L45 223H47L49 221L50 222L43 226ZM63 220H64V218H63ZM74 220L76 223L74 222ZM159 220H160V222H159ZM170 220L171 221L174 220V222L173 221L171 222ZM189 220L194 222L193 226L190 225V224H192V222L191 221L189 222ZM3 221H5V222H3ZM196 221L198 223H200V225L198 223L196 225ZM251 221L254 223V224L252 223V226L250 224ZM39 222L42 224L39 225L40 224ZM63 222H66L65 223L66 226L64 225ZM82 222L84 224L86 222L87 223L84 225ZM30 223L32 225L33 224L34 225L32 226ZM50 223H52L51 225L53 226L54 229H52L51 226H48ZM59 223H61V225ZM73 223L75 225H73ZM92 223H94V224H92ZM4 224H5V227H4ZM8 224H9V226L6 228V226ZM35 224L37 227L35 226ZM67 224L70 226H68ZM81 224H83L84 226ZM18 225H20V227L18 229L21 228V230H19V231H18V229H15L18 227ZM24 225H25V229H24ZM27 225H29V226L31 225V226L27 227ZM63 225H64L65 229L64 228L60 229V226H63ZM86 225H87V227H86ZM253 225H255V226H253ZM260 225H262V226H260ZM47 226L51 230H49V228H45ZM54 226H59L60 230ZM79 226H81L83 229L80 228ZM32 227H34V229H36V230H39V231L41 230V231L39 233H36L38 231L33 230ZM38 227H40V228H38ZM194 227H195V229H193ZM203 227H204V229H202ZM257 227H261V228L257 229ZM22 228H23V230H22ZM43 228L46 230H49L51 233H49L48 231H46V233H45ZM84 228L87 230L84 231ZM253 229H254V231H253ZM53 230H56V232L54 231V233H53L52 232ZM62 230H63V233H61ZM76 230H80V231H76ZM75 231L78 233V235H77V233H75ZM252 231H253V233H252ZM31 233H33V234H31ZM47 233H48V235H47ZM259 233H260V235H259ZM2 234H3V236H2ZM51 234H52V236H53V234L55 236L52 237ZM75 235H77V236H75ZM244 235L248 239H246L244 237ZM255 235H256V237H255ZM47 236H48V238H47ZM261 236H262V238H261ZM92 237H93V239H92ZM192 237H193L194 242L190 241V239ZM4 238H5V241H4ZM202 239H203V241H202ZM259 239L261 240L260 243H258L260 241ZM88 240H90V241L88 242ZM249 240L251 243L247 242ZM2 241H4V242L1 243ZM184 244H186V245H184ZM256 244H260V245L256 246ZM184 246L186 248L189 246L190 247L186 249ZM183 247H184V249H183ZM192 247H193V250H192ZM182 249H183V252L181 251ZM185 249L186 250L189 249L188 252L192 251L193 255L189 254L187 251L184 252ZM198 250L202 251V252L200 253ZM27 251H28V253H27L28 255L26 253H24ZM194 251L198 254V256H199V253L201 254L200 255L201 257L197 256V258H201L202 261L200 259H199V261L197 260V258L194 256V255H196V253ZM203 251H204V254H202ZM181 252H182V254H181ZM246 252L248 254H246ZM183 253H186V254L183 255ZM24 254H26V255H24ZM206 254L211 255V256L208 257ZM238 254L239 255L241 254V255L239 256ZM188 255H190V256H188ZM191 255L194 258H192ZM136 256H137V258H136ZM138 256H140V257H138ZM180 256H182L183 258L181 259ZM20 257H21V259H20ZM186 257H187V259L189 257V260L184 262ZM14 258H17V259L15 260ZM190 258L191 259L196 258V259L192 261V260H190ZM130 259H131V261H130ZM4 260H8V261H4ZM17 260H19V261H17ZM178 260H180V261H178ZM11 261H13V262H11ZM30 261L33 263H30ZM189 261L190 262L192 261V262L190 263ZM7 262H9V263H7ZM17 262H19V263H17Z\"/></svg>",
  "mask_w": 264,
  "mask_h": 264
},
{
  "label": "bare ground",
  "instance_id": "bare-ground-1",
  "mask_svg": "<svg viewBox=\"0 0 264 264\" xmlns=\"http://www.w3.org/2000/svg\"><path fill=\"white\" fill-rule=\"evenodd\" d=\"M224 1H225V0H224ZM0 2H2V1L0 0ZM5 2H6V0H5ZM178 2H179V1H178ZM178 2H177V5H178ZM212 2H213V1H212ZM214 2H215V1H214ZM216 2H217V0H216ZM216 2H215V3H216ZM221 2H222V1H221ZM221 2H220V4H221ZM182 3H183V1H182ZM184 3H185V2H184ZM208 3H209V4H213V3H210L209 1H208ZM218 3H219V2H218ZM230 3H231V2H229V5H230ZM2 4H3V3H1V5H2ZM8 4H9V3H8ZM21 4H22V3H21ZM89 4H90V3H88V6H89ZM192 4H194V3H192ZM224 4H225V2H224ZM3 5H4V4H3ZM3 5H2V8H3ZM92 5H93V4H92ZM180 5H181L182 8H184V7L182 6L181 3H180ZM183 5L185 6L184 10H187V11H188V9L192 6L191 10L194 12V7H193V5H190V4H189V5H190V6L188 5L189 8H188V6H186L187 4H183ZM196 5H197V4H196ZM199 5H200V4H199ZM232 5H233V3H232ZM178 6H179V5H178ZM213 6H216V5H213ZM222 6H223V5H222ZM224 6H225V5H224ZM230 6H231V5H230ZM236 6H237V5H236ZM10 7H11V6H10ZM16 7H17V6H16ZM16 7H15V8H16ZM26 7H27V6H26ZM45 7H47V6H45ZM92 7H93V6H92ZM96 7H97V6H96ZM100 7H101V6H99V8H100ZM226 7H227V6H226ZM234 7H235V6H234ZM49 8H50V6H49ZM57 8H58V7H57ZM89 8H90V6H89ZM197 8H200L199 10H201V7H198V6H197ZM212 8H213V7H212ZM215 8H216V7H215ZM218 8H219V7H218ZM222 8H223V7H222ZM229 8H230V7H229ZM3 9H4V8H3ZM9 9H10V8H9ZM12 9H13V8H12ZM18 9H19V8H18ZM39 9H40V8H39ZM45 9H46V8H45ZM55 9H56V8H55ZM101 9L103 10L102 7H101ZM109 9H110L109 7H108V9H107V7H105V9L103 10V11L105 12V14L110 13V10H111V9H110V10H109ZM161 9H162V8H161ZM164 9H166V8L164 7ZM169 9H171V8H169ZM173 9H175V7H174ZM207 9H209L208 4H207L206 11H207ZM224 9H225V7L223 8V10H224ZM236 9H237V10L239 11V13H240V7H239V8L236 7ZM247 9H248V8H247ZM249 9H251V8H249ZM7 10H8V9H7ZM47 10H48V8H47ZM47 10H46V11H47ZM50 10H51V9H49V11H50ZM62 10L64 11V9H62ZM62 10L60 9V11H62ZM88 10H89V9H86V10H85V14H86V12H88ZM107 10H108V11H107ZM191 10H189V12L192 14V11H191ZM196 10H197V9H196ZM215 10H216V9H215ZM221 10H222V9H221ZM228 10H231V8L228 9ZM228 10H227V11H228ZM241 10H242V9H241ZM1 11H2V9L0 10V14H1ZM4 11H5V10H4ZM14 11H15V10H14ZM32 11H33V10H32ZM32 11H31V13H32ZM36 11H37V10H36ZM40 11H42V10H40ZM40 11H39V12H40ZM57 11H58V10H57ZM65 11H66V10H65ZM100 11H101V10L96 11V12H97V13H98V12L100 13ZM103 11H101L102 14H103ZM106 11H107V13H106ZM113 11H114V10L112 9V12H113ZM170 11H171V10H170ZM179 11H180V10H179ZM211 11H212V10H211ZM213 11H214V10H213ZM227 11H226V9H225V14L228 13ZM232 11H233V8H232ZM251 11H254V10L251 9V10H250V14H252ZM18 12H19V11H17V13H18ZM42 12H44V10H43ZM66 12H67V11H66ZM96 12H93V16L96 15V14H95ZM175 12H176V11H175ZM175 12H174V13H175ZM255 12H256V11H255ZM255 12H254V13H255ZM13 13H15V12H13ZM20 13H21V12H20ZM26 13H27V12H26ZM26 13H25V15H26ZM55 13H56V12H55ZM57 13H60V12L58 11ZM99 13H98L97 15H99ZM163 13H164V12H163ZM179 13H180V12H179ZM182 13H184V12H182ZM182 13H181V15H182ZM190 13H188V15H187L188 18H189V20H190V16H189ZM196 13H198V11L195 12L194 16H197ZM216 13H217V12H216ZM239 13H237V14H238V15H237V14H236V11H235V14H236L239 18H241V17L244 18L243 14H242V15L240 14V16H241V17H240V16H239ZM241 13H243V10H242ZM246 13H248V10L246 11ZM246 13H245V14H246ZM4 14H5V13H4ZM6 14H7V13H6ZM6 14H5V15H6ZM29 14H30V13H29ZM33 14H34V13H33ZM78 14H79V13H78ZM89 14H90V16L92 17V12H91V11L89 12ZM89 14H88V15H89ZM111 14H112V13H110V15H111ZM169 14H170V13H169ZM208 14H209V12H208ZM223 14H224V13H222V15H223ZM229 14H231V11H230ZM232 14H233V12H232ZM232 14H231V15H232ZM248 14H249V13H248ZM256 14H257V13H256ZM14 15H15V14H14ZM48 15H49V14H48ZM48 15H46V16H48ZM61 15H62V14H61ZM61 15H60V16H61ZM70 15H71V14H70ZM177 15H178V14H177ZM179 15H180V14H179ZM209 15H211V13H210ZM213 15H215L214 17H216V14H213ZM218 15H219V14H218ZM34 16H37V15L35 14ZM38 16H39V14H38ZM62 16H63V15H62ZM66 16H67V15H66ZM66 16H65V13H64L63 18L65 17V19L68 20V18H66ZM68 16H69V15H68ZM80 16H82V14H81ZM114 16H115V18H116V14H115V13H114ZM162 16H163V15H162ZM169 16H170V15H169ZM187 16H183V18L186 19V21H188ZM202 16H203V15H202ZM54 17H55V15H54ZM86 17H87V15H86ZM96 17H97V16H96ZM109 17L111 18V16H109ZM207 17H208V16H207ZM222 17H226V19H224V21L227 20V16H224V15H223ZM228 17H229V16H228ZM238 17H236V19H234V18H235L234 16H233V17H230V18L232 19V21H231L230 23H233V24H234L235 20L238 22V20H237ZM246 17L251 19L253 16L251 15V16L248 17L247 14H246V15H245V19H246ZM6 18L8 19V17H6ZM36 18H37V17H36ZM52 18H53V17H51V20H53ZM63 18H62V20H63ZM83 18H85V17H83ZM104 18H105V17H104ZM118 18H119V17H118ZM120 18H121V17H120ZM181 18H182V17H181ZM183 18L181 19V21L183 20ZM193 18H194V17H193ZM199 18H200V17H199ZM209 18H210V17H208V19H209ZM211 18H212L211 21H214V20H213V16H211ZM211 18H210V19H211ZM218 18H219V16H218ZM218 18H217V20H218ZM230 18L228 19L229 21H230ZM254 18H255V17H254ZM260 18H262V17L260 16ZM1 19H2V18H1ZM26 19L29 20L28 17H27ZM56 19L58 20V18H56ZM56 19H55V20H56ZM65 19H64V21H66ZM76 19H77V18H76ZM169 19H170V18H169ZM201 19H202V17H201ZM201 19L199 20L200 22H201ZM233 19H234V21H233ZM262 19H263V18H262ZM13 20H14V19H13ZM51 20H50L49 23H51ZM57 20H56V21H57ZM59 20H61L60 17H59ZM86 20H87V19H86ZM94 20H95V18H94ZM94 20H93V22H94ZM100 20H101V19H100ZM108 20H109V19H108ZM173 20H174V17H173ZM215 20H216V18H215ZM220 20H222V18H220ZM228 20H227V22H228ZM247 20H248V19H247ZM263 20H264V19H263ZM64 21H63V22H64ZM74 21H75V20H74ZM74 21H73V23H74ZM90 21H91V20H90ZM90 21H89V22H90ZM102 21H104V24H105V21H106V20L104 19V20H102ZM111 21H112V20H111ZM114 21H116V19H115ZM167 21H168V20H167ZM184 21H185V20H184ZM194 21L197 22V18L194 19ZM205 21H206V20H205ZM240 21H243V20H239V23H240ZM245 21H246V20H245ZM248 21H249V20H248ZM251 21H253V18H252L249 22H251ZM40 22H41V21H40ZM43 22H44V21H43ZM43 22H41V23H39V24H35V25L27 26L25 29H23L24 31L22 32V36L19 35V36H20V39H19V40H18V38H17V40H18V45H17L18 49H25V48H26V50H28L27 47H28L30 44L32 45V43H31L32 40L36 39V37H38L39 34H40L43 30L46 29L45 26H44V23H43ZM95 22H96V21H95ZM107 22H108V21H107ZM107 22H106V23H107ZM170 22H171V21H170ZM178 22H180V20H179V16H178ZM237 22H235V25H236ZM260 22H261V21H260ZM53 23H54V22H53ZM60 23H61V21H59V24H60ZM68 23H69V21H68ZM85 23H86V21H85ZM100 23H101V21H100ZM160 23H161V22H160ZM165 23H166V22H165ZM206 23H207V22H206ZM254 23H255V21H254ZM256 23H257V21H256ZM258 23H259V22H258ZM15 24H16V23H15ZM31 24H32V23H31ZM65 24H66V26H67V23H65ZM102 24H103V23H102ZM170 24H171V23H170ZM193 24L195 25L196 23H193ZM209 24H210V23H209ZM241 24H243V26H240V27H244L245 24H248V23L245 22V24H244V23H241ZM241 24H240V25H241ZM46 25H47V23H46ZM49 25H50V24H49ZM62 25H63V23H62ZM85 25H89V24H85ZM91 25H92V23H91ZM97 25H98V24H97ZM167 25H168V24H166V26H167ZM171 25H172V24H171ZM183 25H186V24H185V23L183 24V22H182V25H181V26H183ZM250 25H251V23H250ZM261 25H262V23H261ZM66 26H65V27H66ZM166 26H163V28H166ZM176 26H177V22H176ZM187 26H188V25H186V28H187ZM17 27H18V29H19V25L15 27L16 30H17ZM46 27H47V26H46ZM54 27H55V26H54ZM96 27H98V26H96ZM196 27H197V26H196ZM207 27H209V26H207ZM237 27L239 28V24L236 25V28H237ZM252 27H253V26H252ZM252 27H251V28H252ZM256 27H257V24H256ZM256 27H255V28H256ZM258 27H259V26H258ZM258 27H257V29H258ZM49 28H50V26H49ZM191 28H192V23H191L190 26H189V30H191ZM238 28L236 29V30H237L236 32H238V30L241 31V32H239L238 34H239V36H240V34H241V36H243L242 40L240 39L241 37H240L239 39H240V41H241V43H242V46L244 47V45H243V42H244V41H243V40H244V35H245V40H246V32H243L242 29H238ZM249 28H250V27H249ZM255 28L252 29V30H247V31L249 32V35H250V32L253 33V31L257 34V30H255ZM54 29H56V28H54ZM98 29H99V27H98ZM98 29L96 30V32L98 31ZM159 29H160V27H159ZM168 29H169V26H168ZM243 29L245 30V28H243ZM247 29H248V28H247ZM62 30H63V29H62ZM91 30H92V29H91ZM157 30H158V29H157ZM162 30H163V29H162ZM186 30H187V29H186ZM194 30L197 31V32H199V31L197 30V28L194 29ZM13 31H14L13 34L15 35V30H13ZM51 31H52V30H51ZM158 31H159L158 33H160V30H158ZM171 31H173V30H171ZM177 31H178V29H177ZM177 31H176V34H177ZM181 31H182V29L179 30L180 34L182 33ZM184 31H185V30H184ZM259 31H260V30H259ZM259 31H258V35L261 34V31H260V33H259ZM48 32H49V31H47V35H48ZM56 32H58L57 29H56ZM94 32H95V31H94ZM94 32H93V33H94ZM231 32H232V31H231ZM236 32H235V30H233V33L235 34V36H234V34H233L232 37H233V38L235 37V39H236ZM242 32H243V35H242ZM52 33H53L52 35H54L55 32L52 31ZM93 33H92V34H93ZM158 33H157V34H158ZM185 33H186V32H185ZM187 33H188V32H187ZM13 34H12V35H13ZM161 34H162V32H161ZM176 34H175V35H176ZM180 34L178 33V36H179V37H180ZM253 34H254V33H253ZM256 34H255L254 37H256ZM14 35H13V36H14ZM96 35H97V34H96ZM184 35H185V34H184V32H183V35H181V36H182V37H185ZM251 35H252V34H251ZM55 36H56V35H55ZM64 36H65V35H64ZM86 36H87V35H86ZM94 36H95V34H94ZM155 36H156V35H155ZM168 36H169V33H168ZM170 36L172 37V35H170ZM186 36H187V35H186ZM56 37H57V36H56ZM89 37H91L90 34H89L88 38H89ZM158 37H159V36H158ZM165 37H166V38H165L166 40H165V39H164V40H165V44H166V41H167L168 39H170L171 37L167 38L166 34H165ZM179 37H177L178 40H180ZM250 37H251V36H250ZM252 37H253V36H252ZM254 37H253V40L256 42L257 39H254ZM261 37L263 38V36H261ZM38 38H39V37H38ZM49 38H50V41H52V40H51V36H50V37L48 36V40H49ZM52 38H53V37H52ZM84 38H85V36H84ZM84 38H83L82 41L85 40L84 42H86V40H87L88 38H86V39H84ZM247 38H248V40H249V36H248V35H247ZM257 38L260 39V36H259V37L257 36ZM45 39H46V38H45ZM118 39H119V38H118ZM118 39H117V37L115 38V42H116V44H117V43L119 44V42H117ZM181 39H182V38H181ZM235 39L232 40V41H233V43L231 44L232 47H233V45H234V43H235ZM175 40H176V39H175ZM260 40H261V41H259V42L257 41V44H258V49H257V45L255 46L254 43L252 44V39H251V44L255 46V50H253V51H255L254 53L257 52L256 55L253 54L252 51H251V49H254V46H253V47L251 46V49H250V45H248V41H247V40H246V42H247V45H248V48H249V50H247V53H248L249 51H251L250 53H252V55H255L254 57H256V58L259 57V60L262 58V61H263V62L260 60L261 63H262V67L259 68L260 71H261V68L264 70V68H263V66H264V58H263V57H264V54H263L264 51H263V49H262L260 46H261V42L264 41V39H263V40L260 39ZM35 41H36V40H35ZM35 41H34V42H35ZM37 41H38V40H37ZM39 41H41L40 38H39ZM46 41H47V40H46ZM46 41H45V42H46ZM50 41H48V42H50ZM54 41H55V40H54ZM54 41H52V42L54 43ZM79 41H80V40H79ZM230 41H231V40H230ZM45 42H44V44L40 45V46H42V48H43V45L48 44V42H47L46 44H45ZM52 42L49 44V46H50V45L53 46V43H52ZM59 42H60V40H59ZM88 42H89V40H87V44H88ZM93 42H94V40H93ZM171 42L173 43V41H171ZM175 42H176V41H175ZM177 42H178V41H177ZM237 42L239 43L240 46L238 45ZM246 42H245V46H246ZM73 43H75V42H73ZM80 43H81V41H80ZM89 43H90V42H89ZM163 43H164V41H163ZM241 43L239 42V40L236 39V43H235V45L237 44L238 46H236V50L233 48V50H235V52L238 50V51H237L238 53H235L236 56L242 55V54H244L245 51H246V47H245V49H244L245 51L243 50V51H241L242 53H240L239 50L242 48V47H241ZM262 43L264 44V42H262ZM37 44H38V42H37ZM78 44H79V43H78ZM85 44H86V43H85ZM85 44H83V45H85ZM167 44L169 45L168 42H167ZM167 44H166V45H167ZM81 45H82V44H81ZM104 45H105V44H104ZM112 45H114V40H113V44H112ZM112 45H110V48H111V49H113V47H114V46L112 47ZM227 45H228V44H227ZM229 45H230V42H229ZM229 45H228V46H229ZM235 45H234V47H235ZM259 45H260V46H259ZM34 46H35V45H34ZM86 46H87V45H86ZM86 46H85V47H86ZM89 46H90V45H89ZM89 46H88V47H89ZM107 46H108V45H107ZM158 46H159V45H158ZM158 46H157V44H156V47H158ZM160 46H161V44H160ZM162 46H163V44H162ZM211 46H212V45H211ZM2 47H3V46H2ZM85 47H84V49H85ZM153 47H154V46H153ZM163 47H165V46H163ZM167 47H168V46H167ZM167 47H166V48H167ZM230 47H231V46H230ZM237 47H240V48L238 49ZM47 48H49V47L46 46V49H47ZM55 48H56V46H55ZM82 48H83V47H82ZM90 48H91V47H89V51H90ZM104 48H105V46H104ZM107 48H108V47H107ZM154 48H155V47H154ZM154 48H153V49H154ZM159 48H160V47H159ZM159 48H157V49H158V51L160 52ZM161 48H162V47H161ZM161 48H160V49H161ZM168 48H169V47H168ZM259 48H261V50H260ZM263 48H264V47H263ZM39 49H40V47H39ZM66 49H67V48H66ZM155 49H156V48H155ZM155 49H154V51H155ZM50 50H51V48H50ZM52 50H54V48H53ZM85 50H86V49H85ZM85 50H84L83 53H85ZM100 50H101V49H100ZM102 50H103V49H102ZM102 50H101V51H102ZM231 50H232V48L230 49V53H231ZM241 50H242V49H241ZM15 51H16V50H15ZM63 51H66L65 48H64ZM227 51H229V48L227 49ZM261 51H262L263 53H262ZM50 52H53V51H50ZM69 52H70V56H71V51H69ZM86 52H87V50H86ZM96 52L98 53V51H96ZM163 52H164V50H163ZM163 52H162V53H163ZM232 52H233V51H232ZM258 52H259V53H258ZM22 53H23V51H22ZM26 53H27V52L25 51V54H26ZM63 53H64V52H63ZM92 53H93V52H92ZM105 53H108V52H105ZM156 53H157V51H156ZM23 54H24V53H23ZM23 54H21V55L23 56ZM32 54H33V56H34V52H33ZM39 54H40V53H39ZM39 54H38V56H39ZM55 54H56V53H55ZM55 54H54V55H55ZM98 54H101V52H99ZM157 54H158V53H157ZM233 54H234V53H233ZM233 54H231V55L233 56ZM237 54H239V55H237ZM260 54H261V58H260ZM21 55H19V56H21ZM30 55H31V54H30ZM51 55L53 56V53H52ZM57 55H58V54H57ZM83 55H84V54H83ZM86 55H87V54L85 53L84 58L86 57ZM96 55H97V54H96ZM231 55H230V56H231ZM88 56H89V53H88ZM98 56H99V55H97V57H98ZM103 56H104V59H105L106 56H107V55L104 54V50H103ZM103 56H102V57H103ZM7 57H8V56H7ZM27 57H28V56H27ZM62 57H63V56H62ZM64 57H65V56H64ZM68 57H69V56H68ZM102 57H101V56L99 57V62H100V58H102ZM46 59H47V56H46ZM57 59H58V58H57ZM65 59H66V58H65ZM67 59H68V58H67ZM16 60L20 61V60H22V59H19V58L16 57ZM54 60H55V59H54ZM96 60H97V58H96ZM46 61H48V59H47ZM70 61L73 62V61L71 60V58H70ZM14 62H15V61H14ZM26 62H27V61H26ZM58 62H59V61H58ZM66 62H67V61H66ZM66 62H65V63H66ZM71 62H70V63H71ZM63 63H64V61H62V64H63ZM100 63H101V62H100ZM103 63H104V60H103ZM38 64H39V62H38ZM41 64H43V63H41ZM79 64H80V63H79ZM101 64H102V63H101ZM104 64H105V63H104ZM57 65H58V64H57ZM67 65H69V64L67 63L66 66H67ZM77 65H78V62H77ZM3 66H4V64H3ZM38 66H39V65H38ZM102 66H103V65H102ZM7 67H8V66H7ZM50 67H51V66H50ZM52 67H53V66H52ZM60 67H61V66H60ZM71 67H72V66H71ZM74 67H75V66H74ZM78 67H79V66H78ZM12 68H13V67H12ZM56 68H57V67H56ZM65 68H66V67H65ZM76 68H77V67H76ZM76 68H75V69H76ZM70 69H71V68H70ZM77 69H78V68H77ZM72 70H74V69L72 68ZM96 70H97V69H96ZM263 70H262V71H263ZM39 71H40V70H39ZM56 71H57V69H56ZM70 71H71V70H70ZM107 71H108V70H107ZM209 71H210V70H209ZM256 71H257V74H258V70H256ZM262 71H261V72H262ZM210 72H211V71H210ZM261 72H260V73H261ZM52 73H53V72H52ZM203 73H204V72H203ZM54 74H55V73H54ZM126 74H127V73H126ZM126 74H125V76H126ZM136 74H137V73H136ZM136 74H135V75H136ZM138 74H139V73H138ZM165 74H166V73H165ZM208 74H209V73H208ZM253 74H255V73H253ZM32 75H33V74H32ZM47 75H50V73L47 74ZM68 75H69V74H68ZM68 75H66V76H68ZM203 75H204V74H203ZM211 75H213V74H211ZM217 75H218V74H217ZM230 75H231L230 78H229V76H228V78H229V80H230V79L232 80L231 82H232V85H233V83H234V82H237L238 80H237V78H236V76H235L236 74L234 75V77L236 78L234 81H233V79H232L233 75H232V74H230ZM245 75H246V74H245ZM10 76H11V75H10ZM15 76H16V75H15ZM15 76L12 77L13 80H14V77H15ZM106 76H107V75H106ZM106 76H104L103 79H107ZM131 76H132V75H131ZM200 76H201V74H200ZM206 76H207V74L205 73V75H204V80L201 79V81H205V79H206L205 77H206ZM208 76H210V75H208ZM242 76H243V75H241V77H242ZM16 77H17V76H16ZM29 77H30V76H29ZM39 77H40V76H39ZM43 77H44V75H43ZM48 77H49V76H48ZM60 77H61V76H60ZM60 77H59V78H60ZM128 77H129V76H128ZM212 77H213V76H212ZM241 77H240V75H239L238 79L240 78V83H241V82L244 83L243 81H241ZM18 78H19V77H18ZM27 78H28V76H26V79H27ZM35 78H36V77H33V80H34ZM54 78H55V77H54ZM57 78H58V77H57ZM112 78H113V77H112ZM161 78H162V77H161ZM202 78H203V77H202ZM207 78H209V77H207ZM218 78H219V76H218ZM218 78H217V80H218ZM245 78H246V76H245ZM247 78H248V80L250 81V75H249V77L247 76ZM108 79H109V78H108ZM108 79H107V81H108ZM171 79H172V78H171ZM220 79H221V78H220ZM243 79H244V77H243ZM47 80H48V79H47ZM67 80H69V79L67 78ZM208 80H209V79H208ZM212 80H213V79H212ZM214 80H215V79H214ZM236 80H237V81H236ZM254 80H255V79H254ZM11 81H12V80H11ZM156 81H157V79H156ZM158 81H159V79H158ZM158 81H157V82H158ZM163 81H164V80H163ZM220 81H221V80H220ZM245 81H246V79H245ZM249 81H248V82H249ZM18 82H19V81H18ZM18 82H17V84H18ZM22 82H23V80H22ZM28 82L31 83V79H30L29 81L27 80L26 84H27ZM150 82H151V81H150ZM150 82H148V83H150ZM157 82H155V83H157ZM206 82H207V81H206ZM248 82L246 81V82L244 83V84H246V87H247V83H248ZM137 83H138V82H137ZM155 83H152V85H153V86H152V89H156V90H157V89L160 88V90L162 91V90H163V88H162L163 84L160 85L158 88H154V86H155L154 84H155ZM211 83H212V82H211ZM216 83H218V82H216ZM44 84H45V82H44ZM178 84H179V83H178ZM213 84H214V83H213ZM42 85H43V83H42ZM132 85H133V84H132ZM164 85H165V84H164ZM167 85H168V84H167ZM234 85H235V84H234ZM236 85H237V84H236ZM238 85H239V84H238ZM238 85H237V87H238ZM35 86H36V85H35ZM35 86H34V87H35ZM134 86H135V85H134ZM149 86H151V85H149ZM210 86H211V85H210ZM34 87H33V89H34ZM40 87L42 88L41 84H40ZM44 87H45V86H44ZM76 87H77V86H76ZM146 87H147V90L149 91V87H148V86H146ZM239 87H240V85H239ZM239 87H238V89H239ZM242 87H243V84H242ZM251 87H252V86H251ZM251 87H250V89H251ZM55 88H56V87H55ZM144 88H145V85L142 86V89H144ZM161 88H162V89H161ZM166 88H167V87H166ZM166 88H165V90H166V92H168ZM175 88L177 89V87H174V88H173L174 91H175ZM178 88H179V90H181V89H180L181 87H178ZM248 88H249V85H248ZM254 88H256V90H257V87H254V86H253L252 89L254 90ZM36 89H37V87H36ZM44 89H45V88H44ZM49 89H50V87H49ZM49 89H48V90H49ZM140 89H141V88H140ZM152 89H151V93H149V94L146 93V94L148 95V97L146 96V98H148L147 101H150L149 103H151V104H150L151 107L153 106V105H152V102H153V104H154L155 101H156V102H159V101H157V100H159V99L162 97V96H161L162 93H160V95H159V93H156V94H157V95H156L154 92H152ZM235 89H236V88H235ZM1 90H3V89L1 88ZM48 90H47V91H48ZM57 90H58V89H57ZM67 90L70 91L71 89L68 88ZM67 90H66V88L64 89L65 94H66ZM72 90H73V93H74V89H72ZM76 90H77V88H76ZM145 90H146V88H145ZM165 90H164V91H165ZM168 90H169V87H168ZM184 90H185V89H184ZM232 90H233V93L231 92V94L234 95L236 92H234V89H233V88H231V91H232ZM240 90H241V88L239 89V91H240ZM245 90H246V89H245ZM256 90H255V91H256ZM260 90H262V92H263V91H264V88L262 89V88L260 87ZM6 91H7V90H6ZM99 91H100V90H99ZM104 91H105V90H104ZM169 91H170V90H169ZM177 91H178V89H177ZM235 91H238V90L236 89ZM239 91H238V93L240 94ZM241 91H242V90H241ZM246 91H247V90H246ZM16 92H17V91H16ZM33 92H34V91H33ZM33 92L31 91V93H33ZM50 92H52V93L54 94L55 91L53 92V90L51 89ZM61 92H62V89H61ZM90 92H91V91H90ZM108 92H109V91H107V93H108ZM258 92H259V90H258ZM4 93H5V92H4ZM29 93H30V92H29ZM29 93H28V94H29ZM31 93H30V94H31ZM68 93H69V94H68ZM68 93H67L68 96H70V95L72 94L71 92H68ZM78 93L81 95V93L79 92V89L74 93V96H72V97H74V100L78 99V98H77V94H78ZM98 93H99V92H98ZM100 93L103 94V92H100ZM141 93H143V92H141ZM178 93L183 95V91H181V92L178 91ZM178 93H177V95H178ZM229 93H230V92H229ZM251 93H252V91H251ZM1 94H2V93H1ZM13 94H15V92H14ZM13 94H12V96H13ZM21 94H22V92H21ZM26 94H27V93H26ZM26 94L23 93V95L25 96L24 98H26ZM48 94H49V93H47V95H48ZM53 94H50V95L53 96ZM62 94H63V92H62ZM65 94H64V96H65ZM79 94H78V96H79V98H80V95H79ZM104 94H105V93H104ZM104 94H103V96H104ZM239 94H238V95H239ZM247 94H248V96L246 95V92H245V94H244V91H243V96H240V95H242V93H241L239 96H240L242 99H243V98L245 99L244 95L247 96V97H249V95H251V94H249V93H247ZM263 94H264V92H263ZM15 95H16V94H15ZM23 95H22V96H23ZM38 95H39V91H38ZM56 95H57V92L55 93V97H54V99H57ZM85 95H86V96H89V97L92 96V98H93L92 92H91L90 94L88 93V95H87V93H85ZM96 95H97V93H95V98L97 99L99 94L97 95V97H96ZM158 95L160 96V98L158 97ZM182 95H181V96H182ZM252 95H254V96L257 95V91H256V94H255V93H254V94L252 93ZM3 96L6 97V95H4V94H3ZM8 96H9V95H8V93H7V98H8ZM19 96H20V94H19ZM28 96H29V95H28ZM36 96H37V95H36ZM64 96L61 97V99L64 98ZM68 96H66V97H68ZM86 96L83 95V96H82V99H83V97H84V99L87 98V99H85V100H86V103H87V104H85V105L89 106L91 103L94 102V99H93V102H91V98H88V97H86ZM103 96H102V97H103ZM109 96H110V93H109ZM113 96H114V95H113ZM141 96H142V94H141ZM179 96H180V95H179ZM228 96H229V95H228ZM230 96H231V95H230ZM235 96L237 97L236 94H235ZM260 96H261V91H260ZM10 97H11V96H10ZM29 97H30V96H29ZM38 97H39V96H38ZM44 97H45V95H44ZM66 97H65V99H66ZM75 97H76V99H75ZM104 97H106V96H104ZM107 97H108V95H107ZM111 97H112V96H111ZM115 97H116V95H115ZM138 97H139V96H138ZM163 97H164V96H163ZM236 97H235V98H236ZM240 97H239V98H240ZM2 98H4V97H2ZM22 98H23V97H22ZM46 98H47V97H46ZM48 98L50 99V96H49ZM99 98H100V96H99ZM158 98H159V99H158ZM164 98H165V97H164ZM168 98H169V96H168ZM168 98H167V99H168ZM175 98H176V95H175ZM175 98H174L173 101H175ZM235 98H233V99H235ZM250 98H251V97H250ZM257 98H258V100H257V99L255 100V102H256V106H257V104H258L257 102H261V104L264 103V99H263V101H262V97H261V101H260L259 97H257ZM10 99H11V101H12V97L9 98V100H10ZM14 99H15V98H14ZM14 99H13V101H15L17 98H16L15 100H14ZM35 99H37V97H35ZM39 99H40V98H38V102H40ZM41 99H42V98H41ZM43 99H44V98H43ZM54 99H52V100L50 101V103H51L52 101H54ZM71 99H72V98H70L69 100H71ZM82 99H81V103L85 102V101H83L84 99H83V100H82ZM88 99H89V101H88ZM96 99H95V101H96ZM100 99L103 100V98H100ZM100 99L97 100V101H99V103H95V104H96V108H95V110H97L98 107L101 108L100 111H98L99 109L96 111V112H97V113H96V117L101 116V118H102V117H104V116L98 114L99 112H101V111L103 110L102 107L104 106V105H103V102L100 101ZM104 99H105V98H104ZM108 99H109V97H108ZM111 99H112V98H111ZM118 99H119V98H118ZM142 99H143V98H141V100H142ZM162 99H163V98H162ZM162 99H160V100H161L160 103L162 102L161 104L164 103V100L162 101ZM246 99H247V98H246ZM251 99H252V98H251ZM251 99H250V100H251ZM7 100H8V99H5V98H4V101H6V103H7ZM22 100H23V99H22ZM22 100H21V101H22ZM29 100H30V98H29ZM33 100H34V98H33ZM33 100H32V98H31V103L33 102ZM106 100H107V98L104 100V104H105V105L107 104V103H106ZM119 100H120V99H119ZM144 100H145V99H144ZM176 100H177V102H172V104H173V103L177 104V103H178V99H176ZM237 100H238V97H237ZM48 101H49V100H48ZM59 101H61V100H59ZM71 101H72V100H71ZM79 101H80V100L78 99V101H77L78 104H77V102H76V103L74 102V104L79 105V103H80ZM120 101H121V100H120ZM165 101H166V100H165ZM17 102H19V103L21 104L20 100L17 101ZM24 102H25V100H23V103H24ZM26 102L28 103L29 101H26ZM26 102H25V103H26ZM44 102H45V101H44ZM89 102H90V103H89ZM100 102H101V104H100ZM107 102H108V100H107ZM109 102H110V99H109ZM109 102H108V103H109ZM114 102H115V101H114ZM117 102H118V101H117ZM121 102H122V101H121ZM137 102H138V101H137ZM156 102H155V103H156ZM2 103H3V99H2V101H0V105L5 104V103H3V104H2ZM19 103H18V104H19ZM27 103H26V105H27ZM29 103H30V102H29ZM34 103H35V102L32 103L33 107H34ZM48 103H49V102H48ZM52 103H53V102H52ZM52 103H51V105L49 104L51 107H53V106L55 105V104H54V105L52 106ZM59 103H60V102H58V105H59ZM63 103H64V101H63ZM81 103H80V107H81V105H82ZM110 103H111V102H110ZM119 103H120V102H119ZM140 103H141V102H140ZM170 103H171V102H170ZM170 103H169V104H170ZM243 103H245V104L247 103V104H248L249 102L245 100ZM243 103H242V104H243ZM250 103L252 104V106H253V104H255V103H253L252 101H251ZM16 104H17V103H16ZM20 104H19V105H20ZM36 104H37V103H36ZM36 104H35V105H36ZM43 104H44V103H43ZM45 104H46V103H45ZM69 104H71L70 101H69V103L67 104V106H68ZM74 104H72V107H69V106H70V105H69V106H68V110H70V109L73 108V106H74V107H77V108H75V109H79V110H76L77 113H79V112L81 113V111H83V109H80L78 106H75ZM95 104L93 103V104H91L89 107H87V106H82L81 108H83V107H87V108L85 109V112H87L86 110L89 109L88 111H90V112L92 113V115H90V117L93 118V112H92V110H91V109H92L91 107H93V109H94V107H95L94 105H95ZM99 104H100V105H99ZM111 104H112V103H111ZM113 104H114V103H113ZM144 104H145V103H144ZM144 104H142V105H144ZM146 104H147V102H146ZM169 104H168V105H169ZM175 104H174V105H175ZM178 104L180 105V102H179ZM178 104H177V105H178ZM251 104H248V106L246 105V107L248 108L249 106H251ZM261 104H258V106H262ZM9 105H10V103H9ZM13 105H15V104H13ZM83 105H84V104H83ZM98 105H99V106H98ZM107 105H108V104H107ZM107 105H106V106H107ZM119 105H121V104H119ZM140 105H141V104H140ZM156 105H157V108H156ZM156 105H155V109H156V112H157L158 104H156ZM163 105H165V104H163ZM3 106H4V105H3ZM7 106H8V104H7ZM7 106H6V109H8ZM30 106H31V105H30ZM37 106H39V105H37ZM37 106H36V107H37ZM117 106H118V104H117ZM180 106H181V105H180ZM182 106H183V105H182ZM184 106H187V105H184ZM256 106H255V107H256ZM263 106H264V105H263ZM12 107H13V106H12ZM12 107H11L9 110H11ZM14 107H15V106H14ZM14 107H13V109H14ZM17 107H18V105H17ZM22 107H23V106H22ZM36 107H34V108H36ZM43 107L45 108V105H44ZM104 107H105V106H104ZM104 107H103V108H104ZM141 107H142V106H141ZM146 107H148V109H149V104H148ZM151 107H150V108H151ZM161 107H162V106H161ZM174 107H175V106H174ZM253 107H254V106H253ZM1 108H2V107H1ZM18 108H21V107H18ZM25 108L28 109V107H25V105H24V109H25ZM40 108H42V106H40ZM44 108H42V110H43ZM48 108H49V107H48ZM105 108H107V107H105ZM105 108H104V111L101 112L102 114H104L103 112L107 111ZM142 108H143V107H142ZM162 108H163V107H162ZM175 108H176L177 110L180 109V108H178L177 106H176ZM260 108H261V109H260V112L264 110V108H263V109H262V107H260ZM3 109H5V106H4ZM3 109H2V110H3ZM21 109H22V108H21ZM30 109H31V108H30ZM30 109H28V110H30ZM37 109H39V108L37 107ZM49 109H50V108H49ZM49 109H48V110H49ZM56 109L59 110L58 106L56 107ZM118 109H119V108H118ZM145 109H146V108H145ZM257 109L259 110V108H257ZM15 110H17V108H16ZM42 110H41V111H42ZM51 110H54V109H51ZM65 110H66V109H65ZM95 110H94V111H95ZM119 110H120V109H119ZM119 110H118V111H119ZM142 110H143V109H142ZM159 110H160V109H159ZM168 110L170 111V109H168ZM180 110H181V109H180ZM251 110L254 111L255 108H254V109L251 108ZM7 111H8V110H7ZM18 111H19V110H18ZM25 111H26V109H25ZM25 111H24V112H25ZM30 111H31V110H30ZM37 111H38V110H37ZM44 111H47V109H46V110L44 109ZM114 111H115V113H113V111H112V112H108V114H107V115H108L107 118H108V121H110V123L107 122V119H106L105 121L102 120L103 122H106V123H105V127L107 126V123H108L109 126H110V124H111L112 122H114V121L116 122V120L119 121V122H117V123H115V124H118V126L121 125L119 118L116 117L117 115H119L120 118H121V116H122V115H120L121 112H119V113L117 112V113H118V114H117V113H116L117 109L114 110ZM151 111H153V110L151 109ZM160 111H161V110H160ZM169 111H168V112H169ZM178 111H179V110H178ZM178 111H177V113H178ZM184 111L186 112V110H184ZM255 111H257V110H255ZM1 112H2V111H1ZM9 112H10V111H9ZM19 112H20V111H19ZM38 112H40V111H38ZM55 112H56V111H55ZM60 112H61V111H60ZM67 112L69 113V111H67ZM70 112H72V110H71ZM90 112H89V113H90ZM166 112H167V111H166ZM170 112H171V111H170ZM172 112H173V111H172ZM175 112H176V111H175ZM181 112H182V110H181ZM189 112H190V110H189ZM7 113H8V112H7ZM29 113H31V112H29ZM57 113H59V112H56V115H57ZM68 113H67L66 115H68ZM73 113H75V111H73ZM73 113H69V114L72 115ZM77 113H75V115H76ZM91 113H90V114H91ZM109 113H110V114H109ZM112 113H113V114H112ZM159 113H160V112H159ZM182 113H183V112H182ZM186 113H187V112H186ZM186 113H184V114H186ZM8 114H9V113H8ZM8 114H7V115H8ZM46 114H48V112H46ZM52 114H55V113L52 111ZM97 114H98V116H97ZM115 114H116L115 117L117 118L116 120H115L114 117H113ZM155 114H156V113H155ZM166 114H167V113H166ZM168 114L171 115V113H168ZM241 114H243V113H241ZM263 114H264V113H263ZM1 115H3V112L1 113ZM1 115H0V116H1ZM4 115H5V114H4ZM7 115H6V116H7ZM10 115H11V114H10ZM37 115H38V114H37ZM56 115H54V116H55L54 118L57 117ZM77 115H78V114H77ZM85 115H87V116L85 117L86 120H87V117L89 116L88 112H87V114H85ZM85 115L83 114V116H85ZM104 115H105V117H106V112H105ZM109 115H110V116H109ZM111 115H113V116L111 117ZM160 115H161V113H160ZM11 116H12V115H11ZM31 116H32V114H31ZM35 116H36V115H35ZM39 116H40L39 118H41V114H40ZM42 116H43V115H42ZM58 116H59V115H58ZM60 116H61V115H60ZM60 116H59V117H60ZM63 116H64V115H63ZM73 116H74V115H73ZM83 116H81L80 118H78L77 121L75 120V121H76V124H75V126H73V130H74L73 132L77 133L78 136H79V134H80V135L82 136V138H83L84 136H86V135L83 136V134H81V133H84V132L81 130V128L83 129L84 124H87V123H88V121L86 122V120H85V118H83ZM132 116H134V114H133ZM132 116H131V117H132ZM154 116H155V115H154ZM167 116H168V115H167ZM189 116H190V115H189ZM4 117H5V116H4ZM4 117H2V118H4ZM8 117H9V116H8ZM8 117H6V118H8ZM51 117H53V115H52ZM51 117H50V120L52 119ZM59 117H58V118H59ZM67 117H68V116H67ZM70 117L72 118V116H70ZM75 117H76V116H75ZM96 117H95V118H96ZM110 117L113 118L114 121H113V119H111ZM123 117H124V116H123ZM125 117H126V116H125ZM164 117H165V116H164ZM190 117H191V116H190ZM241 117H242V116H241ZM0 118H1V117H0ZM2 118L0 119V121L3 120ZM16 118H17V117H16ZM32 118H33V120H34V118H36V117H32ZM37 118H38V117H37ZM54 118H53V119H54ZM60 118H61V119H60ZM60 118L58 119V120H59L58 122H60V120H62V116H61ZM71 118H67V119H68V120H69V119L72 120ZM92 118L89 119V121H90V120H91V121H94V118H93V120H92ZM154 118H155V117H154ZM158 118H160V116H159ZM165 118H166V117H165ZM191 118H192V117H191ZM8 119H10V117H9ZM17 119H19V116H18ZM21 119H22V117H21ZM21 119H20V121H21ZM24 119H26V118H24ZM30 119H31V118H30ZM53 119H52V121H53ZM83 119H84V121H82ZM98 119L101 120L100 118H98ZM98 119H97V120H98ZM130 119H131V118H130ZM134 119H135V118H134ZM166 119H167V118H166ZM10 120H12V118H11ZM14 120H15V116H14ZM26 120H28V119H26ZM26 120H24V121H26ZM35 120H36V119H35ZM38 120H39V119H38ZM47 120H48V118H47ZM50 120H49V122H50ZM63 120H64V118H63ZM70 120L68 121V123H71ZM73 120H74V119H73ZM111 120H112V122H111ZM131 120H132V119H131ZM162 120H163V119H162ZM164 120H165V119H164ZM6 121H8V120H6ZM16 121H18V120H16ZM20 121H19V122H20ZM31 121H32V119H31ZM31 121H28V122H29V126L31 125ZM52 121H51V122H52ZM95 121H96V120H95ZM95 121H94V122H95ZM102 121H101V122H102ZM133 121H134V120H133ZM170 121H171V120H170ZM170 121H168V122H170ZM262 121H263V120H262ZM2 122H3V121H2ZM4 122H5V121H4ZM44 122H45V124H46V121H44ZM44 122H43V124H42L43 126L45 125ZM55 122H57V121L55 120ZM121 122H123L122 119H121ZM138 122H140V121H138ZM12 123H15V121L13 122V120H12ZM17 123H18V122H17ZM52 123H53V122H52ZM95 123H96V122H95ZM119 123H120V124H119ZM132 123H133V122H132ZM136 123H137V122H136ZM260 123H261V122H260ZM4 124H5V123H4ZM8 124H9V121H8L7 125H8ZM10 124H11V123H10ZM15 124H16V123H15ZM20 124H21V122H20ZM23 124H24V123H23ZM23 124L20 125V126H24ZM25 124H27V123H25ZM40 124H41V122H40ZM49 124H50V123H48V121H47V124H46V125H48V126L51 125V128H53L54 125H55V123L50 124V125H49ZM61 124H63V123H61ZM66 124H67V122H66ZM66 124H63V125L66 126ZM88 124H89V123H88ZM93 124H94V123L92 122V123L89 125V128H90L91 125L94 126ZM128 124H129V123H128ZM143 124H144V123H143ZM143 124H141V123L139 124V125L141 126V127H140L141 129L143 128V127H142ZM1 125H2V123H1ZM1 125H0V126H1ZM59 125H60V124H59ZM68 125H69V124H68ZM101 125H102V124H101ZM113 125H114V123H113ZM113 125H112V126H113ZM131 125H132V126H133V125L135 126V121H134V123L131 124ZM139 125H138V127H139ZM256 125H258V124L256 123V124H255V127H256ZM9 126H10V125H9ZM20 126H19V127H20ZM52 126H53V127H52ZM55 126H56V127H54L53 129L56 128V130H53V129H52V133H53L54 131H57V129L59 128V127H57L58 125H55ZM85 126H86V125H85ZM85 126H84V127H85ZM92 126H91V128H92ZM95 126H96V125H95ZM112 126H110V127L113 128ZM116 126H117V125H116ZM118 126H117V127H118ZM122 126H123V125H122ZM127 126H129V125H127ZM132 126H131V127H132ZM146 126H149V125H144V127H145V129L143 128L144 130H146L147 128L150 129V127H151V126H149V127L146 128ZM5 127L7 128L8 126L5 125L4 128H5ZM24 127H27V126H24ZM87 127H88V126H87ZM87 127H85V129H83V130H87L88 135H87L86 137L89 138L88 136H89V132H90L91 130H90V129H87ZM96 127H97V126H96ZM96 127H95V130H96ZM103 127H104V125H103ZM114 127H115V126H114ZM129 127H130V126H129ZM131 127H130V129H128V128H127V129H128V132H130V134H132V135H134V136H137L138 133H141V132H142V131L139 132V130H136V131L138 132V133L136 132V133H137V134H136V133H134L135 131L132 132L133 129L131 130ZM135 127L138 128L137 125H136ZM135 127H133V128H135ZM258 127H259V126H258ZM4 128H3L2 130H4V133H3V134L5 135V129H4ZM10 128H13V127H9V131H10ZM15 128H16V127H15ZM22 128H23V127H22ZM61 128H62V125H61ZM63 128L65 129L64 126H63ZM63 128H62V129H63ZM93 128H94V127H93ZM93 128H92V130H94ZM106 128H107V127H106ZM108 128H109V127H108ZM108 128H107V129H108ZM111 128H110V129H111ZM153 128H154L153 130H156V128L158 129V128H160V126H156V127L153 126ZM165 128H166V127H164V129H165ZM248 128H250V126H248ZM0 129H1V127H0ZM18 129H20V128H18ZM18 129H17V130H18ZM24 129H25V128H24ZM27 129H30V128L27 127ZM69 129H70V128H69ZM101 129L104 131L105 128H104V129L101 128ZM107 129H106V130H107ZM110 129H109V130H110ZM113 129H114V128H113ZM113 129H112V131H114ZM120 129H125V127H124V128L122 127V128H120ZM138 129H139V128H138ZM253 129H255V128L253 127ZM256 129H257V128H256ZM17 130H16V132H17ZM59 130H60V129H59ZM88 130H89V131H88ZM95 130H94V131H95ZM106 130H105V131H106ZM109 130H107V132H106L107 134L109 133V132H108ZM134 130H135V129H134ZM166 130H167V128L164 130V132H165L167 135H168V132H169V134H170V132L175 131V130H171V129H168V131H166ZM169 130H170V131H169ZM18 131H19V130H18ZM21 131H22V130L20 129V133H21ZM24 131L26 132V130H23L22 132H24ZM96 131H97V130H96ZM96 131L94 132L95 134L93 133L94 135H96L100 130H99L97 133H96ZM112 131H110V132H112ZM115 131H116V130H115ZM123 131H124V130H123ZM125 131H126V130H125ZM125 131L122 132L121 130L119 131V129H117V131H116V132H113V133H117V132H119V134L121 135L120 132H122V135H121V136H123V134L125 133ZM161 131H162V130H161ZM161 131H160V132H161ZM252 131H253V130H252ZM25 132H24V133H25ZM50 132H51V131H50ZM101 132H102V131H101ZM101 132H99V133H101ZM175 132H176V131H175ZM175 132H174V133H175ZM233 132H234V131H233ZM256 132H257V131H256ZM7 133H8V132H7ZM7 133H6V134H7ZM10 133H12V131H10ZM10 133H9V134H10ZM62 133H63V132H61V134H62ZM90 133H91V132H90ZM99 133H98V134H99ZM106 133H104L105 136H106ZM113 133H110V134L113 135ZM133 133H134V134H133ZM154 133H155V134L159 133V130L157 131V133L154 131ZM235 133H236V132H235ZM262 133H263V132H262ZM13 134H14V133H13ZM15 134H18V133H15ZM53 134H54V133H53ZM55 134H57V133L55 132ZM104 134H103V132H102V136H103ZM110 134H108V136H109ZM126 134H128L127 131H126V133H125L124 135H126ZM130 134H128V135H130ZM163 134H164V133H163ZM163 134H161L162 136H161V135H160V136L157 135V136H158V137H156L157 141L153 140V142H152L153 144H151V142H150V145H151V146H154V148L157 149V150H155V151H157V153H158V151L161 150V148L163 147L162 145H164V144L162 143L161 145H159L160 147L158 146L159 142L161 143V140L163 141L164 138H165V135H166V134H164V135H163ZM172 134H173V132H172ZM172 134L168 135L169 137L171 136L170 139H169V137H168V138H165V142H167L168 139H169L170 141L168 140L169 142L166 143L167 147H166V145H164V146H165L166 148H169L170 145H171V148H173L174 146L172 147V145H175V147H176V145H178V144L180 143V147L182 146V148H183V146H185V142H186V141H185V138H184V140H183V139H180L179 135H178L177 132H176L175 135H178V136H177V137H174L175 135H173L174 140H175V141L177 140L176 142H178V140H179V142L176 144L175 142H173L174 140L171 139V138H172ZM238 134H239V132H238ZM253 134H254L255 136H254V135L252 136L251 133H250V135H249V134H248V135L251 136V137H253L252 140H253V143H254V142H255L254 140H256L257 137H256V134H255L254 131H253ZM1 135H2V134H1V132H0V138H1ZM11 135H12V134H11ZM22 135H23V134H22ZM48 135H49V136H52V135L49 134V133H48ZM57 135H59V134H57ZM65 135H66V134H65ZM74 135H76V134H74ZM91 135H92V134H91ZM112 135H111V136H112ZM117 135H118V134H117ZM117 135L114 136V137H117ZM128 135H127V136H128ZM150 135H151V134H150ZM167 135H166V136H167ZM234 135H235V134H234ZM234 135H232V136H234ZM259 135H260V134H259ZM14 136H15V135H13L12 137H14ZM49 136H48V137H49ZM68 136H69V135H68ZM92 136H93V135H92ZM105 136H104V137H105ZM118 136H119V135H118ZM127 136H126V137H127ZM130 136H131V135H130ZM130 136H129V137H130ZM138 136H140V134H139ZM141 136H142V135H141ZM141 136H140V137H141ZM148 136H149V134H148L147 136H146V135H145V136H142V138H143V137H146V138H147ZM198 136H199V135H198ZM229 136H230V135H229ZM243 136H244V134H243ZM249 136H248V137H249ZM263 136H264V135H263ZM263 136H261L263 139H261V137H260V139H261L260 141H261V142H263L262 140H264V137H263ZM52 137H53V136H52ZM54 137H55V136H54ZM75 137H76V136H75ZM90 137H91V136H90ZM93 137H94V136H93ZM99 137H100L101 140H102V138H103V137L101 138L100 135L97 136V140H96L97 142H96V143H98V144L100 143V142H99V140H100ZM129 137H128V138H129ZM140 137H138V139H140V140L142 141V138H140ZM195 137H196V136H195ZM195 137L192 135V137H191V136L189 137L190 139H189V138H186V140L188 139V142L186 143V147H184L183 149L188 148V144H190V145L193 144V145H194V146H193V147H194L193 149H194L195 151H194V152H191V153L194 154L198 148H199L198 151H199V150H200V151H201V150H205V151H207V148H208V153H209V151L212 153L213 150H217V149L219 148V147H218V143H215V141H214V142L212 141V142H211V146H212V143H213L214 146H215V144H216V146H215L216 148L213 146L215 149L210 150V149H212V147L210 146V148H209V144L207 143V139H205L206 141H204V138H202L203 141H204V144L202 145V141H201L202 139H198V138L196 137V139L199 140L197 143H200V142H201L200 144H201L202 147H203V149H202V147L200 148L201 145L199 144L198 148L196 149L195 147H196L197 143H196V145H195L194 143H190L192 140H196V139H192V138H195ZM234 137H236V135H235ZM237 137H238V135H237ZM237 137H236V139H237ZM248 137H247V139L245 140V142L243 141V145H241V146H244L245 144L247 145V141H249L250 138H251V137H250V138H248ZM255 137H256V138H255ZM6 138H7V137H6ZM49 138H50V137H49ZM57 138H58V137L56 136V139H57ZM76 138H77V137H76ZM76 138H75V139H76ZM82 138H79V139L82 140ZM87 138H85V140H86ZM91 138H92V137H91ZM91 138H89V139L91 140ZM105 138H106V137H105ZM108 138H109V137H107L106 139H108ZM111 138H113V137H111ZM111 138H110V139H111ZM117 138H121V137H117ZM117 138H114V140H117ZM131 138H132V136L129 138V139L131 140V142H132L133 138H132V139H131ZM136 138H137V137H136ZM148 138H149V137H148ZM148 138H147V139L143 138L144 141H145V144H146V142H148V140H151V141H152V139H154V138H153V135L151 136V138H149V139H148ZM178 138H179V139H178ZM230 138H231V137H230ZM232 138H233V137H232ZM244 138H246V137H244ZM254 138H255V139H254ZM2 139H4V138L2 137ZM14 139H15V137H14ZM50 139H51V138H50ZM56 139H54V140H56ZM70 139H71V137H70ZM75 139H74V140H75ZM94 139H95V137H94ZM98 139H99V140H98ZM110 139H109V142H110ZM191 139H192V140H191ZM238 139H240V138L238 137ZM248 139H249V140H248ZM7 140H9V139L7 138ZM7 140H6V141H7ZM51 140H52V139H51ZM54 140H53L52 142H55ZM83 140H84V138H83ZM92 140H93V138H92ZM122 140H123V138H122ZM125 140H126V139H125ZM158 140H160V141H158ZM181 140H182V142H183L184 144H181ZM189 140H191V141H189ZM229 140H230V139H229ZM232 140H233V139H232ZM71 141H73V140H71ZM71 141H70V142H71ZM76 141H77V140H76ZM102 141H103V140H102ZM127 141H128V140H127ZM171 141H172V142H171ZM227 141H228V140H227ZM237 141H238V140H237ZM250 141H251V140H250ZM250 141L248 142V143H249L248 145H249L250 147H252V146L250 145ZM1 142H2V140H1ZM13 142H14V141H13ZM67 142H68V141H67ZM70 142H68V144H69ZM74 142H75V141H74ZM84 142H85V141H84ZM105 142H106V141H104L103 143L105 144ZM118 142H120V141L118 140ZM121 142H122V141H121ZM124 142H126V141H124ZM129 142H130V141H129ZM131 142H130V143H131ZM135 142H136V141H135ZM154 142H156V143H154ZM157 142H158V144H157ZM165 142H164V143H165ZM205 142L207 143L206 145H205ZM208 142H209V141H208ZM217 142H219L218 139H217ZM238 142H239V141H238ZM3 143H4V142H3ZM11 143H12V142H11ZM80 143H81V142H80ZM82 143H83V141H82ZM85 143H87V142H85ZM90 143H92V142H90ZM93 143H94V142H93ZM96 143H95V144H96ZM103 143H102V144H103ZM110 143H111V142H110ZM122 143H123V142H122ZM126 143H127V142H126ZM130 143H127V144H130ZM173 143H174V144H173ZM219 143H220V142H219ZM239 143H240V142H239ZM253 143H252V145H253ZM1 144H2V143H1ZM8 144H9V143H8ZM18 144H19V143H18ZM65 144H66V143H65ZM70 144H71V143H70ZM72 144H73V143H72ZM75 144H76V143H75ZM78 144H79V143H78ZM95 144H94V146H96ZM98 144H97V145H98ZM111 144H114V143L112 142ZM117 144H118V143H115V146H116ZM139 144L141 145L142 142H141V143L139 142ZM143 144H144V142H143ZM143 144H142V145H143ZM154 144H156L157 146H155ZM168 144H169V145H168ZM223 144H224V143H223ZM241 144H242V142H241ZM258 144H259V146H260V142H259ZM262 144H263V143H262ZM6 145H7V144H6ZM10 145H11V144H10ZM66 145H67V144H66ZM76 145H77V144H76ZM90 145H91V144H90ZM90 145L87 146V147H90V149H91L92 146H90ZM99 145H101V144H99ZM99 145H98V146H99ZM121 145H122V144H121ZM125 145H126V144H125ZM136 145H137V144H136ZM146 145H147V144H146ZM190 145H189V147H191ZM246 145H245V146H246ZM248 145H247V146H248ZM11 146H12V145H11ZM13 146H14V145H13ZM13 146H12V147H13ZM17 146H18V145H17ZM79 146H81V145H79ZM105 146L108 147V145H105ZM109 146H110V144H109ZM113 146H114V145H113ZM113 146H110V150H111V147H112V150L114 151ZM123 146H124V145H123ZM131 146H132V143H131ZM131 146L128 145L127 148H128V147H131ZM148 146H149V145H148ZM161 146H162V147H161ZM204 146H205V147L207 146L206 149H204V148H205ZM219 146H220V144H219ZM221 146H222V145H221ZM247 146H246V148H247ZM263 146H264V145H263ZM65 147H66V146H65ZM67 147H68V146H67ZM67 147H66V149L69 148V147H68V148H67ZM71 147H72V145H71ZM71 147H70V148H71ZM74 147H75V145H74ZM99 147H100V149H101V146H99ZM102 147H104V146L102 145ZM106 147H105V148H106ZM137 147H138V145H137ZM140 147H142V146H140ZM146 147H147V146H146ZM149 147H150V146H149ZM165 147H164V148H165ZM178 147H179V146H178ZM250 147H249V149H250ZM256 147H257V146H256ZM0 148L2 149V148H3V145L0 146ZM4 148H5V147H4ZM8 148H9V147H8ZM76 148H78V146H77ZM84 148H86V146H85ZM105 148H104V149H105ZM125 148H126V147H125ZM135 148H136V147H135ZM144 148H145V147H144ZM158 148H160V149L158 150ZM166 148H165V149H166ZM222 148H224V147H220L221 150H223ZM261 148H262V146H261ZM16 149H17V148H16ZM56 149H57V148H56ZM73 149H74V148H73ZM79 149H82V146H81V148H79ZM87 149H88V148H87ZM92 149H93V148H92ZM98 149H99V148H98ZM100 149H99L100 154L97 156V158H98L100 155H102V154H101L102 151H100ZM102 149H103V148H102ZM108 149H109V147L107 148V150H108ZM131 149H132V151H133V148H132V147H131ZM131 149H129V150H131ZM139 149H140V148H139ZM148 149H149V148H148ZM176 149H177V148H176ZM180 149H181V148H179L180 153L183 154V153L181 152ZM193 149L191 148L192 151H193ZM247 149H248V148H247ZM2 150H3V149H2ZM8 150H9V149H8ZM84 150H85V152H86V149H83V151H84ZM96 150H97V149H96ZM96 150H95V148H94V151H90L91 155H92L93 152H94L93 155H95ZM107 150H105V151H107ZM112 150H111V152H109V155H110V153H113ZM120 150H121V153H123L122 155H124V152H123L124 150H123V151H122V149H120ZM135 150H136V149H135ZM145 150H146V149H145ZM162 150H164V149H162ZM218 150H219V149H218ZM218 150H217V152H218L219 157L221 156V153H222V152H223V153H222V156H223L224 154L226 155V154H228V152L230 153V151H231V150L228 151V150L225 149V148H224L223 151L219 150L220 152H219ZM245 150H246V149H245ZM257 150H258V149H257ZM261 150H262V149H261ZM15 151H17V150H15ZM105 151H104V152H105ZM115 151H116V149H115ZM118 151H119V149H118ZM118 151H117V153L119 154L120 151H119V152H118ZM141 151L143 152L144 150L142 149ZM147 151H148V150H147ZM147 151H145V152H147ZM152 151H153V149H152ZM165 151H167V152L169 153V152H171V149L169 148V151H168V149H166ZM165 151H164V152H165ZM198 151H197V152H198ZM225 151H226V153H225ZM232 151H233V150H232ZM232 151H231V152H232ZM18 152H19V151H18ZM81 152H82V151H81ZM130 152H131V151H130ZM134 152H135V151H133V153H134ZM160 152H161V151H160ZM188 152H190V148H189ZM215 152H216V151H215ZM19 153H20V152H19ZM76 153H77V152H76ZM83 153H84V152H82V155H83ZM90 153H88V155H90ZM105 153H107V152H105ZM125 153L127 154L128 152H125ZM137 153H138V152H137ZM143 153H144V152H143ZM149 153H150V152H148L147 154H149ZM186 153H187V152H186ZM186 153H185V154H186ZM203 153H204V151H203ZM5 154H6V153H5ZM5 154H4V155H5ZM13 154H14V153H13ZM96 154H97V152H96ZM135 154H136V153H135ZM144 154H145V153H144ZM144 154H143V155H144ZM147 154H145V155L148 156ZM155 154H156V153H155ZM185 154H184V155H185ZM189 154H190V153H189ZM189 154H188V155H189ZM201 154H202V153H201ZM233 154H234V152H233ZM7 155H8V153H7ZM78 155H79L80 157H82V155H80V151H79ZM85 155H86V157H85ZM85 155H83V158H84V157L87 158V154H85ZM109 155H107L106 157H108V158L110 159ZM111 155H112V154H111ZM111 155H110V156H111ZM127 155H128V154H127ZM136 155L138 156V154H136ZM140 155H141V154H140ZM140 155H139V157H140ZM150 155H151V154H150ZM153 155H154V154H152L151 156H153ZM163 155H164V154H163ZM188 155H187V156H188ZM199 155H200V154H199ZM199 155H198V156H199ZM209 155H210V154H209ZM216 155H217V153H216ZM216 155H215V156H216ZM218 155H217V157H218ZM230 155H231V154H230ZM2 156H3V155H2ZM76 156H77V154H76ZM95 156H96V155H95ZM118 156H119V155H118ZM132 156H133V155H132ZM134 156H135V155H134ZM146 156H145V157H146ZM157 156H158V155H157ZM185 156H186V155H185ZM189 156H191V155H189ZM198 156H197V157L194 156V157L197 158V160H198ZM207 156H208V155H207ZM212 156H214V155L212 154ZM215 156H214V158H216V162H215V163H217L216 165H218V164H220V163H219V161L217 162V159L219 160L220 158H217V157H215ZM227 156H228V155H227ZM234 156H235V155H234ZM245 156H246V155H245ZM249 156H250V155H249ZM254 156H255V155H254ZM77 157H78V156H77ZM88 157H89V156H88ZM93 157H94V156H93ZM126 157H127V156H126ZM142 157H143V156H142ZM142 157H140V158H142ZM153 157H154V156H153ZM153 157H151V159H153ZM194 157H192V158H194ZM236 157H237V161H239L238 158L241 159V158L239 157V155L236 156ZM262 157L264 158V155H263ZM2 158H3V157H2ZM2 158L0 159V163L3 164L4 162H6V163H7V164H6V167H8L9 165H12L13 163H17V164H18V167H19V165H20L21 168L24 170L23 173H25L26 168H28V167H26L24 164H22V161H19V160L16 159V158H15V159H10V158L8 157L10 160L8 159L7 161H6V160L4 161V158H3V159H2ZM5 158H6V157H5ZM83 158H82V159H83ZM116 158H117V156L115 157V159H116ZM118 158H119V157H118ZM124 158H125V156L123 157V159H124ZM127 158H131V157L128 156ZM133 158H134V157H133ZM162 158H164V157H162ZM183 158H185V157L183 156ZM189 158H190V157H189ZM221 158L223 159V157H221ZM227 158H229V157H227ZM227 158H226V159H227ZM254 158H255V157H254ZM6 159H7V158H6ZM90 159H91V158H90ZM94 159H95V158H94ZM109 159H108V161H109ZM112 159H114V157L111 158V160H112ZM121 159H122V158H121ZM125 159H126V158H125ZM137 159H138V157L136 158V160H137ZM201 159H202V158H201ZM231 159H232V158H231ZM248 159H249V158H248ZM1 160H3V161L1 162ZM127 160H128V159H127ZM143 160H144V158H143ZM147 160H149V159H147ZM147 160H146V161H147ZM161 160H162V159H161ZM193 160H194V159H193ZM199 160H200V159H199ZM252 160H253V159H252ZM257 160H258V159H257ZM263 160H264V159H263ZM78 161H79V160H78ZM78 161H77V164H78ZM83 161H84V160H83ZM83 161H82V162H83ZM86 161L88 162V160H86ZM108 161H106V162H107V163H110V161H109V162H108ZM115 161H116V160H115ZM139 161H140V160H139ZM166 161H167V160H166ZM220 161H221V160H220ZM8 162H10V163H12V164H9ZM32 162H33V161H32ZM75 162H76V160H75ZM87 162H86V163H87ZM128 162H129V160H128ZM135 162H137V161H135ZM149 162H150V161H149ZM162 162H163V161H162ZM194 162H195V161H194ZM200 162H201V160H200ZM222 162H223V161H222ZM222 162H221V163H222ZM225 162H226V161H225ZM225 162H224V163H225ZM248 162H249V161H248ZM251 162H253V161H251ZM254 162H255V161H254ZM33 163H34V162H33ZM79 163H81V162L79 161ZM84 163H85V162H84ZM86 163H85V166H86ZM131 163H132V161H131ZM168 163H169V162H168ZM198 163H199V162H198ZM202 163H203V162H202ZM237 163H238V162H237ZM240 163H241V162H240ZM261 163H262V162H261ZM4 164H5V163H4ZM31 164H32V163H31ZM36 164H37V162H36ZM71 164H72V163H71ZM74 164H75V163H73V165H74ZM102 164H103V163H102ZM111 164H112V163H111ZM133 164H134V162H133ZM138 164L141 165V163H138ZM169 164H170V163H169ZM233 164H234V163H233ZM13 165H14V167H15V164H13ZM13 165H12V166H13ZM32 165H33V164H32ZM41 165L43 166V164H41ZM47 165H48V164H47ZM51 165H52V164H51ZM64 165H66V164H64ZM83 165H84V164H83ZM99 165H100V164H99ZM104 165H105V162H104ZM130 165H131V164H130ZM136 165H137V164H136ZM143 165H144V164H143ZM146 165H147V164H146ZM199 165H200V164H199ZM202 165H203V164H202ZM234 165H237V164H234ZM255 165H256V164H255ZM0 166H1V165H0ZM16 166H17V165H16ZM37 166H38V165H37ZM68 166H69V165H67V167H62V168H58V167H61V165L58 166V167L56 166L58 169H57V168H55V169H57V170H51V171H50V175H51V177H50L49 179L47 178L48 181H45V180H44L46 183L43 182V183H45V184H44V186L42 187V190H43V191H42V193H41V195H40V197H39L40 201L42 200V201H44V202L47 203V204L51 202V199H50V198L53 197V196H54V197L57 196V198H58V197L60 198V201H59V202H61L60 207H62V208H61L62 211H61L60 214H59V213H56L54 209H52V210H54V212L56 213L55 215H56L57 217H56V216H55V217H56L57 219H58V215H57V214L62 215V221H68V220H66V219H70V220H71L73 217H75L76 214H78V213L81 214L79 208H78V211H77V208H76V207H78V206H81V207H82V205L85 204V201H86L85 194H86V192H88V191H87L88 188H87V186H86V184H85L86 181H83V175L85 174V170H81L82 168H79V165H77V166L75 165V166H73L72 168H70V167H68ZM81 166H82V164H81ZM89 166H90V164H89ZM109 166H110V165H109ZM117 166H118V165H117ZM131 166H132V165H131ZM137 166H138V165H137ZM149 166H150V165H149ZM195 166H196V165H195ZM219 166H220V165H219ZM232 166H233V165H232ZM238 166H239V165H238ZM261 166H262V165H261ZM3 167H5V165H4ZM39 167H40V166H39ZM47 167H48V166H47ZM53 167H55V166L53 165ZM90 167L93 168L92 166H90ZM114 167H115V166H113V167H111V168H113V170H115ZM199 167H200V166H199ZM199 167H198V168H199ZM229 167H230V166H229ZM251 167H252V166H251ZM8 168H9V167H8ZM21 168L19 167L20 171H21ZM34 168H35V165H34ZM34 168H33V166H32V169H34ZM41 168H42V167H41ZM86 168H88L89 171L91 170V169H89V167H86ZM86 168H84V169H86ZM94 168H95V167H94ZM216 168H217V166H216ZM238 168H239V167H238ZM248 168H250V167H248ZM0 169H2V167H1ZM3 169H4V168H3ZM5 169H6V168H5ZM44 169L46 170V171H45V173H46V172H47V169H46V168H44ZM50 169H52V168L50 167ZM109 169H110V168H109ZM116 169H118V168L116 167ZM148 169H149V168H148ZM214 169H215V168H214ZM234 169H235V168H234ZM261 169H262V167H261ZM48 170H49V169H48ZM92 170H93V169H92ZM96 170H97V169H96ZM113 170H111V171L113 172ZM140 170H141V168H140ZM228 170H229V168H228ZM231 170H232V169H231ZM231 170H230V171H231ZM235 170H236V169H235ZM240 170H241V169H240ZM243 170H244V169H243ZM245 170H246V169H245ZM15 171H16V170H15ZM18 171H19V170H18ZM20 171H19V172H20ZM28 171H29V170H28ZM32 171H33V170H32ZM38 171H39V169H38ZM111 171H110V174H111ZM115 171H116V170H115ZM115 171H114V172H115ZM118 171H119V170H118ZM144 171H145V170H144ZM224 171H225V170H224ZM226 171H227V170H226ZM226 171H225V172H226ZM236 171H237V170H236ZM238 171H239V170H238ZM246 171H247V170H246ZM263 171H264V167H263ZM26 172H27V171H26ZM30 172H31V171H30ZM30 172H29V173H30ZM40 172H41V171H40ZM40 172H39V173H40ZM86 172H87V169H86ZM91 172H92V171H91ZM93 172H96V171L93 170ZM142 172H143V171H142ZM145 172H146V171H145ZM145 172H144V173H145ZM222 172H223V170H222ZM231 172H233V171H231ZM234 172H235V171H234ZM234 172H233V173H234ZM261 172H262V171H261ZM23 173H22V174H23ZM27 173H28V172H27ZM39 173H38V174H39ZM87 173H90V172H87ZM87 173H86L85 176H88ZM115 173H116V172H115ZM144 173H143V174H144ZM227 173H228V172H227ZM227 173H226V174H227ZM233 173H231L232 176L235 175V174H233ZM238 173L240 174V172H238ZM244 173H245V171H244ZM248 173H249V172H248ZM248 173H247V174H248ZM7 174L9 175V173H7ZM7 174H6V175H7ZM20 174H21V172H20ZM30 174H31V173H30ZM41 174H42V173H41ZM41 174H39V175H41ZM97 174H98V173H97ZM108 174H109V172H108ZM110 174H109V175H110ZM141 174H142V173H141ZM143 174H142V175H143ZM239 174H238V175H239ZM250 174H252V173H250ZM261 174H262V173H261ZM8 175H7V176H8ZM25 175H26V174H25ZM90 175L92 176V174H90ZM174 175H175V174H174ZM252 175H254V174H252ZM252 175H251V177H252ZM2 176H3V175H2ZM2 176H1V177H2ZM4 176H5V175H4ZM4 176H3V178H4ZM14 176H15V175H14ZM27 176H28V175H27ZM29 176H30V175H29ZM41 176H42V175H41ZM45 176H46V175H45ZM93 176H94V174H93ZM95 176H96V175H95ZM116 176H118V175H116ZM229 176H230V175H229ZM255 176H256V175H255ZM262 176H263V174H262ZM9 177H10V178H6V176H5L6 179L0 178V190L7 191V193H8V191H9V192H12V195H11V196H13V195H14L13 193H15V197H17V198L19 197V196H16V195L18 194V195L22 196V200H23V197H24V196H23L22 194H26V193L28 192V190H27V186H29V185H28L29 182H26V183H25L24 179H23L21 176H19V175H18V176H15V177H11V173H10V176H9ZM24 177H25V176H24ZM43 177H44V176H43ZM46 177H47V176H46ZM118 177H119V176H118ZM138 177H139V176H138ZM138 177H137V178H138ZM148 177H149V176H148ZM176 177L179 178V180H180V178H181V177H179V173H178V176L176 175ZM224 177H225V175L223 176V178H224ZM233 177H234V176H233ZM243 177H244V176H243ZM243 177L240 176V178H242L241 180H243L242 182H244V180L246 181V179H248V178L246 177V175H245V179H243ZM259 177H260V179H262V177H261L260 175H259ZM30 178H31V176H30ZM85 178H86V177H84V179H85ZM88 178H90V176H89ZM94 178H95V177H94ZM177 178H175V180H177ZM213 178H214V177H213ZM218 178H219V176H218ZM237 178H238V177H237ZM240 178H239V179H240ZM28 179H29V177H28ZM134 179H136V178H134ZM134 179H133V180H134ZM219 179H221V177H220ZM227 179H228V178H227ZM227 179H225V180H226V181H229V182L233 180V179H232V180H227ZM229 179H231V176H230ZM250 179L253 180V182H254V180H258L259 178H257V179L250 178ZM263 179H264V177H263ZM263 179H262L261 181H263ZM30 180H31V179H30ZM88 180H89V179H88ZM91 180H92V179H91ZM95 180H96V179H95ZM95 180H94V182H96ZM126 180H127V179H126ZM172 180H173V177H172ZM215 180L218 181V179H215ZM225 180H224V181H225ZM251 180H247V181H251ZM28 181H29V180H28ZM36 181H38V179H37ZM40 181H41V180H40ZM124 181H125V180H124ZM135 181H136V180H135ZM177 181H178V180H177ZM259 181H260V180H259ZM88 182H89V181H88ZM141 182H142V181H141ZM153 182H154V181H153ZM159 182H160V181H159ZM161 182H162V181H161ZM218 182H219V181H218ZM239 182H240V181H239ZM242 182H241V183H242ZM257 182H258V181H257ZM27 183H28V184H27ZM31 183H32V182H31ZM40 183H41V182H40ZM125 183L127 184V182H124V184H125ZM128 183H130V180H129ZM131 183L133 184L134 182H132V180H131ZM143 183L145 184V182H143ZM174 183H175V181H174ZM178 183H179V182H177V184H178ZM223 183H224V182H223ZM233 183H234V182H231V183H230V184H232V185H231V186H232L231 188H230V186H228V189H230L231 191H232V189H234L233 187H235V186H233ZM237 183H238V181H237ZM241 183H240V185H238V186H241ZM251 183H252V182H250V184H251ZM254 183H255V182H254ZM254 183H252V185H254ZM258 183L260 184L261 182H258ZM26 184H27V185H26ZM36 184H37V183H36ZM88 184H89V183H88ZM132 184H131V185H132ZM136 184H137V183H136ZM159 184H160V183H159ZM161 184H162V183H161ZM166 184H167V183H166ZM210 184H211V183H210ZM227 184H228V183H227ZM247 184H248V183H247ZM247 184H245V185H246V188L248 189ZM259 184L254 185V189H255V186H257V185H259ZM32 185H33V184H32ZM41 185H42V184H41ZM100 185H101V184H100ZM134 185H135V184H134ZM134 185H133V186H134ZM153 185H154V184H153ZM157 185H158V181H157ZM157 185L152 186V187H156ZM170 185H171V184H170ZM170 185L167 186L168 188H170V191H169L168 188L166 189V186H165V188H163V189L166 190V193H167V191H168V195H169V196H166L167 194H166V195L164 194V197L166 196V198L163 197V194H161L162 197L160 196V193H161V191H163V189H162V190H161V189H157V191H159V193H158V192H157V193L159 194V196H160L161 198L166 199V200H164L165 202L168 201L167 199H171V200L174 199V200H172L173 202H175L176 200L178 201V199L180 200V198H179V193L173 191L174 193H177V195L174 196V193H172V191H171V188L174 189V187H170ZM174 185H175V184H174ZM208 185H209V183H208ZM222 185H223V184H222ZM235 185H236V184H235ZM243 185H244V184H243ZM88 186H89V185H88ZM93 186H94V185H93ZM95 186H96V184H95ZM128 186H129V185H128ZM145 186H147V185H145ZM161 186H162V185H159V186H157V187H158V188H161ZM163 186H164V184H163ZM176 186H178V185H176ZM176 186H175V187H176ZM223 186H224V185H223ZM236 186H237V185H236ZM91 187H92V186H91ZM101 187H102V186H101ZM126 187H127V186H126ZM126 187H125V188H126ZM140 187H144V186H140ZM147 187H148V186H147ZM147 187H145V188L147 189ZM152 187H150L151 190H152ZM210 187H211V186H210ZM241 187H242V186H241ZM250 187H251V186H250ZM252 187H253V186H252ZM104 188H105V186H104ZM107 188H108V187H107ZM130 188H131V187H130ZM132 188H133V187H132ZM150 188H149V189H150ZM235 188H236V187H235ZM242 188H243V187H242ZM256 188H257V187H256ZM89 189H90V187H89ZM143 189H144V188H143ZM153 189H154V188H153ZM211 189H212V190H211ZM211 189H210L211 191L209 190L210 193L206 195V201H207L209 207L212 208V212H213V214H214V218H215L216 223H217V226H218V228H219V230H220L221 238H222L224 241H227L228 243H230L232 249H234V250H236V251H239V246H238L237 243H236V240H237V239H240V236H239L240 234H238V233H239L241 230L247 229V228H248V224H249L250 220H252V219L250 218L249 215H247V214H245V213H239V212H236L237 210L235 211V210L233 209V206H234L233 203H235V202H234V200L232 199V196H233L234 193H231L230 190H229V191H230V193H231L232 195L229 193V191H228V193L231 195V198L229 197V195H228V196H227V195H226V196H223V195H224V194H223L224 189H223L221 186H213V185H212V188H211ZM225 189H227V187H226ZM237 189H241V188H237ZM250 189H252V188H250ZM250 189L248 190L249 192H250ZM257 189H259V188H257ZM260 189H261V188H260ZM26 190H27V192H26ZM91 190H93V189H91ZM91 190H90V191H91ZM100 190H101V188H100ZM135 190H138V189H135ZM174 190H175V189H174ZM176 190H178V189H176ZM176 190H175V191H176ZM245 190H246V189H245ZM252 190H253V189H252ZM255 190H256V189H255ZM38 191H39V189H38ZM141 191H142V190H141ZM144 191H147V190H144ZM152 191H153V190H152ZM155 191H156V189H155ZM226 191H227V190H226ZM241 191H242V190H241ZM258 191H259V190H258ZM93 192H95V191L93 190ZM97 192H99V191L97 190ZM105 192H106V191H105ZM131 192H132V191H131ZM138 192H139V191H137V193H138ZM153 192H154V191H153ZM164 192H165V191H163L162 193H164ZM224 192H225V191H224ZM233 192H234V191H233ZM235 192H238V191H235ZM239 192H240V191H239ZM243 192H244V191H243ZM243 192H240L239 194H241V193H243ZM245 192H246V191H245ZM249 192H248V194H250V193L252 194V191H251L250 193H249ZM262 192H263V190H262ZM5 193H6V192H5ZM32 193H33V192H32ZM36 193H37V191H36ZM107 193H108V192H107ZM132 193H133V192H132ZM132 193H130V194H132ZM134 193H135V192H134ZM142 193H143V192H142ZM147 193H148V191H147ZM154 193H155V192H154ZM157 193H156V194H157ZM170 193H171V194H170ZM219 193H222V196H223V197H222V196H221L220 198L216 197V195L219 194ZM255 193H258V192H255ZM255 193H254V191H253V195H256ZM259 193H261V192H259ZM263 193H264V192H263ZM10 194H11V193H9V195H10ZM99 194H100V193H99ZM101 194H102V193H101ZM101 194H100V195H101ZM144 194L146 195L145 192H144ZM156 194H155V196H156ZM225 194H226V193H225ZM236 194H237V193H236ZM246 194H247V192H246ZM261 194H262V193H261ZM261 194H259V195H261ZM26 195H27V194H26ZM36 195H37V194H36ZM91 195H92V193H91ZM91 195H90V196H91ZM102 195H103V194H102ZM110 195H111V194H110ZM124 195H125V194H124ZM124 195H122V196H124ZM126 195H127V194H126ZM134 195H135V194H134ZM138 195H139V193H138ZM170 195H171L172 198H170ZM213 195H214V196H213ZM262 195H263V194H262ZM262 195H261V196H262ZM38 196H39V193H38ZM92 196H94V195H92ZM107 196H109V195H107ZM107 196H106V197H107ZM112 196H113V195H112ZM128 196H129V195H128ZM136 196H137V195H136ZM140 196H141V195H140ZM147 196H148V194H147ZM244 196H245V195H244ZM6 197H8V196H5V198H6ZM9 197H10V196H9ZM97 197H98V196H96V198H97ZM133 197H135V196H133ZM149 197H150V193H149ZM167 197H168V198H167ZM174 197H175V198H174ZM233 197H235V195H234ZM236 197H237V196H236ZM236 197H235V199H236ZM238 197H239V195H238ZM252 197H254V199H255L256 197H257V199H258V198L261 199V197H258V196H256V197H255V196H252ZM13 198H14V197H13ZM13 198H12V200H13ZM20 198H21V197H19V199H18V202L20 201L19 204H21V202H24V200L21 201ZM36 198H37V197H36ZM36 198H35V200H36ZM100 198H101V196H99V200H100ZM104 198H105V197H104ZM117 198H118V197H117ZM117 198H116V199H117ZM137 198H138V196H137ZM139 198H140V197H139ZM144 198H146V197H144ZM247 198H248V196H247ZM250 198H251V195H250ZM250 198H249V199H250ZM262 198H263V197H262ZM9 199H10V198H9ZM9 199L7 200V198H6L7 201H9ZM119 199H120V197H119ZM122 199H123V198H122ZM127 199H129V198H127ZM146 199H147V198H146ZM149 199H152V198L150 197V198H148V200H149ZM153 199H155V198H153ZM163 199H162V201H163ZM240 199H241V198H240ZM245 199H246V198H245ZM2 200H3V198H2ZM2 200H1V201H2ZM6 200H5L4 202L8 203ZM12 200H10V201H12ZM32 200L34 201V195H33V199H32ZM89 200H90V198H89ZM97 200H98V198H97ZM99 200H98V202H99ZM117 200H118V199H117ZM130 200H132V199L130 198ZM148 200H145V201H147V205L149 206V204H150V200H149V201H148ZM237 200H238V199H237ZM242 200H244V199H241V201H242ZM246 200L248 201V199H246ZM246 200H245V201H246ZM258 200H259V199H258ZM261 200H262V199H261ZM10 201H9V202H10ZM104 201H105V200H104ZM104 201H103V202H104ZM106 201H107V200H106ZM106 201H105V203H106ZM132 201H133V200H132ZM136 201H137V200H136ZM140 201H141V199H140ZM152 201H153V200H152ZM152 201H151V202H152ZM158 201H159V202H156V199H155V201H153V203L156 202V203L154 204V206H155L156 204L159 203L158 206L156 205L157 208H154L153 205H152V203H151V207H150V206H149V207H145V206H147V205H145L146 202L143 204V206H144L145 208H147V211H148V209H151L152 207H153L152 210L154 209V211H155V209L158 210V207H160V208H159L160 211L158 210V212H161V211H162V212L164 213V211H165L166 209H168V205H167V203L165 204V202H164V204H162L163 202H162V201H161L162 203L160 202V198L158 199ZM247 201H246V203L244 202V206H247V205H248V204H247ZM251 201H252V198H251ZM255 201H257V200H255ZM259 201H260V200H259ZM34 202H35V201H34ZM34 202H33V203H34ZM88 202H89V201H88ZM88 202H87L86 204H88ZM93 202H94V201H93ZM103 202H102V203H103ZM108 202H109V201H108ZM122 202H123V201H122ZM134 202H135V201H134ZM148 202H149V203H148ZM168 202L170 203L169 205L172 204L170 200H169ZM257 202H258V201H257ZM1 203H2V202H1ZM11 203H12V202H11ZM13 203H14V201H13ZM16 203H17V200H16ZM90 203H91V202H90ZM100 203H101V202H100ZM110 203H111V202H110ZM119 203H120V202H119ZM119 203H117V204H119ZM160 203H161V204H160ZM176 203H177V202H176ZM176 203H173V204H176ZM180 203H181V200H180L176 205H173V204H172L171 206H173V208L171 209V206H169V207H170L169 210H170V209L173 210L174 207H176V206H180V207H176V208L180 209V208L183 206V204H182V203L180 204ZM236 203H237V202H236ZM260 203H262V202L260 201L259 204H260ZM23 204H24V203H23ZM120 204H121V203H120ZM122 204H123V203H122ZM124 204H125V202H124ZM128 204H129V203H128ZM131 204H132V203H131ZM178 204H179V205H178ZM238 204H239V203H238ZM249 204H250V203H249ZM252 204H253V203H252ZM7 205H8V204H7ZM9 205H11V204L9 203ZM12 205H13V204H12ZM34 205H35V203H34ZM43 205H44V204H43ZM95 205H96V201H95ZM101 205L103 206L104 204H101ZM101 205H99V206H101ZM109 205H110V204H109ZM109 205L106 206V208L109 207ZM112 205H113V204H112ZM132 205H133V204H132ZM139 205H142V204L139 203ZM250 205H251V204H250ZM253 205H256V204H253ZM262 205H263V204H262ZM1 206H2V204H1ZM14 206H15V204H14ZM17 206H18V205L16 204V207H15V208H17ZM22 206H23V205H22ZM36 206H37V204H36ZM39 206H40V204H39ZM41 206H42V205H41ZM41 206H40V208H41ZM47 206H48V205H47ZM49 206H50V205H49ZM51 206H52V205H51ZM54 206H55V205H54ZM87 206H88V205H87ZM87 206H86V207H87ZM93 206H94V205H93ZM97 206H98V204H97ZM104 206H105V205H104ZM116 206H117V205H116ZM122 206H123V205H122ZM256 206H257V205H256ZM256 206H253V208H254V207L256 208ZM7 207H8V206H7ZM19 207H20V206H19ZM37 207H38V206H37ZM44 207H45V206H44ZM44 207H43V208H44ZM83 207H84V206H83ZM89 207H90V205H89ZM91 207H92V205H91ZM110 207H111V206H110ZM161 207H162L163 209H162ZM189 207H190V208L188 209L189 211H188V210H185V211H187L188 213L191 212L190 210H192L190 204H189ZM257 207H258V206H257ZM259 207H260V206H259ZM3 208H4V207H3ZM34 208H35V207H34ZM47 208H48V207H47ZM50 208H52V207H50ZM63 208H64V210H68V209H69V211H64ZM73 208H74V209L76 210V212H78V213L74 212L75 210L70 211V210L73 209ZM84 208H85V207H84ZM87 208H88V207H87ZM94 208H95V207H94ZM132 208H133V207H132ZM176 208H175V209H176ZM251 208H252V207H251ZM253 208H252V209H253ZM261 208H262V207H260V209H261ZM8 209L11 210L12 207H11V209H10V208H8ZM17 209H18V208H17ZM48 209H49V208H48ZM88 209H89V208H88ZM91 209H92V208H91ZM103 209H104V207H103ZM119 209H120V207H119ZM128 209H129V208H128ZM178 209L175 210V211H178ZM183 209H184V206H183ZM246 209H247V208H246ZM257 209H258V208H257ZM19 210H20V209H19ZM22 210H23V209H22ZM37 210H38V209H37ZM45 210H46V209H45ZM84 210L86 211V209H84ZM84 210H83V211H84ZM116 210H117V209H116ZM125 210H127V209H125ZM171 210H170V212H171ZM181 210H182V208H181ZM2 211H3V210H2ZM6 211H7V210H6ZM14 211H15V210H13V212H14ZM42 211H44V210H42ZM42 211H41V213H42ZM47 211H49V210H47ZM47 211H45V212L47 213ZM81 211H82V210H81ZM97 211H98L99 214H100V211H99V210H97ZM97 211H95V212H97ZM137 211H138V210H137ZM145 211H146V210H145ZM166 211H167V210H166ZM241 211H242V210H241ZM251 211H255V210L253 209V210H251ZM258 211H260V210H258ZM3 212H4V211H3ZM13 212H12V214H13ZM17 212H19V211H17ZM88 212H89V211H88ZM92 212H93V211H92ZM92 212H91V213H92ZM113 212H114V211H113ZM117 212H118V211H117ZM128 212H129V211H128ZM156 212H157V211H156ZM156 212H155V213H156ZM158 212H157L156 214H158ZM167 212H169V211H167ZM167 212H166V213H167ZM173 212H174V210H173ZM183 212H184V211H183ZM183 212H182V213H183ZM187 212H184V213H187ZM193 212H195V211H193ZM193 212L191 213L192 215H193V214H196V213H193ZM261 212H264V209L261 210ZM261 212H260V213H261ZM14 213H15V212H14ZM34 213H35V212H34ZM34 213H33V214H34ZM37 213H38V212H37ZM37 213H36V214H37ZM43 213H44V212H43ZM46 213H45V214H46ZM52 213H53V212H52ZM61 213H63V214H61ZM75 213H76V214H75ZM89 213H90V212H89ZM106 213H107V212H106ZM124 213H126V212H124ZM175 213H176V212H175ZM184 213H183V214H184ZM252 213H254V212H251V214H252ZM12 214H10V215H12ZM38 214H39V213H38ZM38 214H37V215H38ZM79 214H78V215H79ZM102 214H103V212H102ZM107 214L110 215V213H107ZM128 214H129V213H128ZM133 214H134V213H133ZM160 214H161V213H159L158 216H159ZM164 214H165V213H164ZM167 214H168V213H167ZM176 214H177V213H176ZM2 215H3V214H2ZM10 215L8 214L7 216L10 217ZM78 215H77V216H78ZM82 215H83V214H81V216H82ZM149 215H150V214H149ZM151 215H152V214H151ZM153 215H154L155 218L157 217L155 214H153ZM161 215H163V214H161ZM161 215H160L159 217H157V219H158V218L160 219ZM169 215H170V214H169ZM171 215H172V214H171ZM178 215H180V214H178ZM184 215H185V214H184ZM192 215H191V216H192ZM197 215H198V214H197ZM261 215H262V213H261ZM12 216H13V215H12ZM38 216H39V215H38ZM53 216H54V214H53ZM88 216H90V215L88 214ZM102 216H103V215H102ZM102 216L100 215V217H102ZM129 216H130V215H129ZM167 216H168V215H167ZM172 216H173V215H172ZM172 216H171V218H170V216H169V218L172 219ZM174 216H175V215H174ZM176 216H177V215H176ZM256 216H257V213H256ZM263 216H264V215H263ZM15 217H16V216H15ZM17 217H18V216H17ZM42 217H43V216H42ZM42 217H41V218H42ZM51 217H52V216H51L50 214H47L46 217H45V219H46L47 221H48V219H51V220H52L53 218H51ZM55 217H54V218H55ZM130 217H131V216H130ZM179 217H181V216H179ZM195 217H196V215H195ZM252 217H253V216H252ZM0 218H1V217H0ZM43 218H44V217H43ZM63 218H64V220H63ZM65 218H66V219H65ZM98 218H99V216H98ZM102 218L104 219V217H102ZM131 218H132V217H131ZM150 218H151V217H150ZM161 218H165V215H163V217H161ZM176 218H178V216H177ZM186 218H187V220H188V217H186ZM186 218H185V219H186ZM190 218H192V217H190ZM197 218H198V217H197ZM199 218H200V217H199ZM254 218H256V217L254 216ZM5 219H7V218L5 217ZM5 219H4V220H5ZM8 219L10 220V218H8ZM8 219H7V220H8ZM11 219H15V218H12V217H11ZM29 219H31V218H29ZM29 219H28V221H29ZM37 219H38V218H37ZM60 219H61V218H60ZM77 219H78V218H77ZM77 219L75 218V220H77ZM84 219H85V218H83V220H84ZM95 219H96V218H95ZM103 219H102V220H103ZM129 219H130V218H129ZM165 219H166V218H165ZM192 219H193V218H192ZM192 219H191V220H192ZM195 219H196V218H195ZM2 220H3V219H2ZM7 220H6V221H7ZM34 220H36V219H34ZM46 220H44L43 226H44L45 224H47V223L50 222V221H49V222L45 223ZM70 220H69V221H70ZM75 220H74V222H75ZM86 220H87V219H86ZM98 220H99V219H98ZM108 220H109V219H108ZM153 220H154V219H153ZM160 220H161V219H160ZM160 220H159V222H160ZM162 220H164V219H162ZM176 220H177V219H176ZM191 220H189V222H190ZM196 220H197V219H196ZM199 220H200V219H198V222H200ZM52 221L54 222V220H52ZM52 221H51V222H52ZM55 221L57 222L56 219H55ZM72 221H73V220H72ZM95 221H96V220H95ZM170 221H171V220H170ZM172 221L174 222V220H172ZM172 221H171V222H172ZM253 221H254V220H253ZM0 222H1V221H0ZM3 222H5V221H3ZM53 222H52V223H53ZM56 222H54V223H56ZM88 222H89V221H88ZM99 222H100V221H99ZM114 222H115V221H114ZM126 222H127V221H126ZM129 222H130V221H129ZM191 222H192V221H191ZM198 222L196 221V225H197ZM1 223H2V222H1ZM9 223H10V222H9ZM39 223H40V222H39ZM39 223H38V224H39ZM52 223H50L48 226H51L52 229H54L53 226L51 225ZM54 223H53V224H54ZM63 223H64V225H65L66 222H63ZM68 223H69V222H68ZM70 223H71V222H70ZM75 223H76V222H75ZM80 223H81V219H80ZM82 223H83V222H82ZM86 223H87V222H86ZM86 223H85V224H86ZM193 223H194V222H192V224H190V225L193 226V225H194ZM200 223H201V222H200ZM200 223H198V224L200 225ZM252 223H253V222L251 221V223H250L251 226H252ZM10 224H11V223H10ZM24 224H25V223H24ZM30 224H31V223H30ZM41 224H42V223H40L39 225H41ZM59 224L61 225V223H59ZM71 224H72V223H71ZM78 224H79V223H78ZM83 224H84V223H83ZM83 224H81V225H83ZM85 224H84V225H85ZM92 224H94V223H92ZM92 224H91V225H92ZM95 224H96V223H95ZM97 224H98V223H97ZM126 224H127V223H126ZM253 224H254V223H253ZM11 225H12V224H11ZM20 225H21V224H20ZM20 225H18V227L15 228V229H18V228L20 227ZM31 225H32V224H31ZM31 225H30V226H31ZM33 225H34V224H33ZM33 225H32V226H33ZM55 225H56V224H55ZM57 225H58V224H57ZM64 225H63V226H60V229H61V228L63 229V228H64ZM67 225H68V224H67ZM73 225H75V224L73 223ZM84 225H83V226H84ZM128 225H129V224H128ZM172 225H173V224H172ZM263 225H264V224H263ZM0 226H1V225H0ZM2 226H3V223H2ZM8 226H9V224L6 226V228H7ZM28 226H29V225H27V227H28ZM30 226H29V227H30ZM35 226H36V224H35ZM35 226H34V227H35ZM48 226L45 227V228H49ZM65 226H66V225H65ZM68 226H70V225H68ZM92 226H93V225H92ZM201 226H202V225H201ZM203 226H204V225H203ZM253 226H255V225H253ZM260 226H262V225H260ZM4 227H5V224H4ZM22 227H23V226H22ZM34 227H32L33 230H36V229H34ZM36 227H37V226H36ZM36 227H35V228H36ZM54 227H56L57 229H59V226H54ZM79 227L82 228L81 226H79ZM86 227H87V225H86ZM90 227H91V226H90ZM0 228H1V227H0ZM38 228H40V227H38ZM56 228H55V229H56ZM72 228H73V227H72ZM130 228H131V227H130ZM255 228H256V227H255ZM258 228H261V227H257V229H258ZM4 229H5V228H4ZM24 229H25V225H24ZM43 229H44V228H43ZM60 229H59V230H60ZM64 229H65V228H64ZM82 229H83V228H82ZM89 229H90V228H89ZM191 229H192V228H191ZM193 229H195V227H194ZM196 229H197V228H196ZM202 229H204V227H203ZM263 229H264V227H263ZM0 230H2V229H0ZM6 230H7V229H6ZM19 230H21V228L18 229V231H19ZM22 230H23V228H22ZM49 230H51V229L49 228ZM49 230L44 229V232L46 233V231H48L49 233H51ZM85 230H87V229L84 228V231H85ZM216 230H217V229H216ZM251 230H252V229H251ZM36 231H38V232H36ZM36 231H35L36 233H39L41 230H40V231H39V230H36ZM54 231L56 232V230H53L52 232L54 233ZM68 231H69V230H68ZM68 231H67V232H68ZM72 231H73V230H72ZM76 231H80V230H76ZM76 231H75V233H77ZM253 231H254V229H253ZM253 231H252V233H253ZM2 232H3V231H2ZM2 232H1V233H2ZM4 232H5V231H4ZM27 232H28V231H27ZM42 232H43V231H42ZM58 232H59V231H58ZM134 232H135V231H134ZM134 232H133V233H134ZM191 232H192V231H191ZM1 233H0V234H1ZM61 233H63V230H62ZM68 233H69V232H68ZM192 233H193V232H192ZM200 233H201V232H200ZM4 234H5V233H4ZM31 234H33V233H31ZM64 234H65V233H64ZM69 234H70V233H69ZM80 234H81V233H80ZM36 235H37V234H36ZM47 235H48V233H47ZM49 235H50V234H49ZM66 235H67V234H66ZM71 235H72V234H71ZM77 235H78V233H77ZM77 235H75V236H77ZM135 235H136V234H135ZM201 235H202V234H201ZM259 235H260V233H259ZM262 235H264V232L262 233ZM2 236H3V234H2ZM51 236H52V234H51ZM54 236H55V235L53 234L52 237H54ZM94 236H95V235H94ZM198 237H199V236H198ZM206 237H207V236H206ZM244 237H245V235H244ZM255 237H256V235H255ZM258 237H259V236H258ZM47 238H48V236H47ZM49 238H50V237H49ZM194 238H195V237H194ZM245 238L248 239L247 237H245ZM245 238H244V239H245ZM261 238H262V236H261ZM88 239H89V238H88ZM92 239H93V237H92ZM195 239H196V238H195ZM241 239H242V238H241ZM244 239H243V240H244ZM2 240H3V239H2ZM259 240H260V239H259ZM262 240H263V239H262ZM4 241H5V238H4ZM4 241H2L1 243H3ZM89 241H90V240H88V242H89ZM188 241H189V240H188ZM190 241H191V242H194L193 237L190 239ZM202 241H203V239H202ZM263 241H264V240H263ZM186 242H187V241H186ZM196 242H197V241H196ZM237 242H238V241H237ZM247 242H250V240L247 241ZM260 242H261V240H260L258 243H260ZM250 243H251V242H250ZM254 243H255V242H254ZM254 243H253V244H254ZM195 244H196V243H195ZM203 244H204V243H203ZM238 244H239V243H238ZM243 244H244V243H243ZM184 245H186V244H184ZM247 245H248V244H247ZM257 245H260V244H256V246H257ZM187 246H188V245H187ZM190 246H191V245H190ZM190 246H189V247H190ZM198 246H199V245H198ZM184 247H185V246H184ZM184 247H183V249H184ZM189 247H187V248H189ZM185 248H186V247H185ZM187 248H186V249H187ZM202 248H203V247H202ZM255 248H256V247H255ZM183 249L181 250L182 252H183ZM186 249L184 250V252H185V251L188 252L189 249H188V250H186ZM252 249H253V248H252ZM252 249H251V250H252ZM190 250H191V249H190ZM192 250H193V247H192ZM196 250H197V249H196ZM200 250H201V249H200ZM205 250H206V249H205ZM28 251H29V250H28ZM28 251H27V252H24V253L27 254ZM198 251H199V250H198ZM198 251H197V252H198ZM207 251H208V250H207ZM248 251H249V250H248ZM182 252H181V254H182ZM194 252H195V251H194ZM199 252L201 253L202 251H199ZM188 253L193 255V252H192V251H191V252H188ZM195 253H196V252H195ZM195 253H194V254H195ZM200 253H199V256L201 255ZM26 254H24V255H26ZM137 254H138V253H137ZM137 254H136V255H137ZM181 254H180V255H181ZM184 254H186V253H183V255H184ZM202 254H204V251H203ZM246 254H248V253L246 252ZM27 255H28V254H27ZM192 255H191V257L194 258ZM206 255H207V254H206ZM238 255H239V254H238ZM240 255H241V254H240ZM240 255H239V256H240ZM186 256H187V255H186ZM188 256H190V255H188ZM194 256L197 258L198 254L196 253V255H194ZM199 256H198V257H199ZM207 256L209 257V256H211V255H207ZM132 257H133V256H132ZM138 257H140V256H138ZM180 257H181V259L183 258L182 256H180ZM200 257H201V256H200ZM243 257H244V256H243ZM246 257H247V256H246ZM257 257H258V256H257ZM24 258H25V257H24ZM24 258H23V259H24ZM136 258H137V256H136ZM141 258H142V257H141ZM196 258H195V259H196ZM244 258H245V257H244ZM258 258H259V257H258ZM14 259L16 260L17 258H14ZM20 259H21V257H20ZM195 259H191V258H190V260H192V261L195 260ZM199 259L201 260V258H197L198 261H199ZM202 259H203V258H202ZM204 259L206 260V262H207V260H209V262L206 263V264H210L211 257H210V259H209V258L206 259V258L204 257ZM2 260H3V259H2ZM12 260H13V259H12ZM128 260H129V259H128ZM187 260H189V257H188V259H187V257H186V259L184 260V262L187 261ZM212 260H213V259H212ZM212 260H211V261H212ZM258 260H259V259H258ZM4 261H8V260H4ZM17 261H19V260H17ZM130 261H131V259H130ZM145 261H146V260H145ZM178 261H180V260H178ZM192 261H191V262H192ZM201 261H202V260H201ZM201 261H200V262H201ZM0 262H1V261H0ZM9 262H10V261H9ZM9 262H7V263H9ZM11 262H13V261H11ZM189 262H190V261H189ZM191 262H190V263H191ZM204 262H205V261H204ZM213 262H214V261H213ZM4 263H5V262H4ZM14 263H16V262H14ZM14 263H13V264H14ZM17 263H19V262H17ZM21 263H22V262H21ZM30 263H33V262L30 261ZM43 263H44V262H43ZM131 263H132V262H131ZM193 263H194V262H193ZM196 263H197V262H196ZM259 263H260V262H259ZM259 263H257V261H256V264H259ZM9 264H10V263H9ZM47 264H48V263H47ZM188 264H189V263H188ZM200 264H201V263H200ZM211 264H212V263H211ZM250 264H251V263H250Z\"/></svg>",
  "mask_w": 264,
  "mask_h": 264
}]
</instances>
